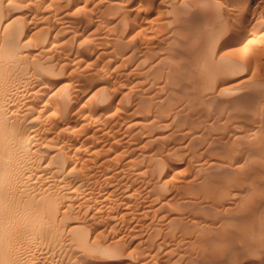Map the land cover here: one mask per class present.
I'll use <instances>...</instances> for the list:
<instances>
[{
    "label": "bare ground",
    "instance_id": "bare-ground-1",
    "mask_svg": "<svg viewBox=\"0 0 264 264\" xmlns=\"http://www.w3.org/2000/svg\"><path fill=\"white\" fill-rule=\"evenodd\" d=\"M35 1H36V3L32 0H0V264H51V263H48V261L44 262V260L46 259V255L48 253H50L51 250L55 251L56 250V249H54L55 247H58L61 249L62 248L61 246L65 242L66 238L68 241V242L66 241V244L69 243L68 245H72L73 242H74V244L76 242V244L78 245L76 247V249H75V246H73L74 244L72 245L74 247V250H77V248L80 250V248H81L82 251H84V253H87L86 254L87 256H88V253L91 255H95V253L97 254V252H99L97 255L102 254V256H101L102 258H100V259H92V258L89 259V257H87V256H85V257L81 256L83 254V252L81 250H80V253H82V254L78 253L79 250L78 251L72 250L73 248L69 249L70 251L72 250L70 252L67 249L68 247L67 248L65 247V249H67L70 253H72L74 251V253L80 254V257L84 258L83 260H81L82 262H84V260H86V261L89 260L88 262L90 264H119V262H121L120 259L127 258V257H121L119 259V257H118V256L123 254V250H126L124 248L125 246L121 245L119 242H118V244L120 246L114 245L113 244L114 242L112 243V241H110L111 242L110 245H108V244L107 245H101V249H99L100 248L99 244H101V243H98V241H89L88 238H90V236H89L90 234L88 235V231H87L88 228L84 229L82 227V224H81V226L79 225L82 222V221H79L80 217L82 218V216H75V215L73 216L71 213L72 210L76 209L74 211H77L76 213H78V215H79V213H81V215H83L84 220H87V222H90V221H92L93 218H95V217L98 218V216H95V215L104 212L103 210H105L107 208H108L107 210H109V208L111 210V206H113V205L109 206V203L114 202V201L116 202L118 200L117 198H121V197H118L120 194H121V196H122V194L124 195V196H122L123 199L128 198V201L131 198V196L133 195L131 193V191L129 190L130 189L129 187H130V185H132V186H134V185L130 184L132 182H128L129 180L126 179L127 182H123L121 180L123 182L122 183L123 185L121 184V186H116L115 189L107 187V189L108 188L110 189L109 193L115 192V190L121 191V193H118L119 195L112 193L113 195L115 194L117 196L116 197L117 200H115V198H114L115 196H113L112 194H111V196H113L114 200L109 197V194H107L108 190L106 191L105 194L103 192L102 196H100L101 193L99 194V196H98V197H100L99 201H98V197H96L97 200L93 198L94 200L97 201V203L95 201H91L92 198H90V197L88 198V196H90V195L92 197V194L90 193L91 191H89V189L91 187L96 186L95 185V180H96L95 179V172L97 173V171H95V165L96 166L100 165L101 167H103V169H105V168L110 169V167H112V166L109 167V165L111 162L113 163L112 160L114 158L117 159V158H121L123 156L122 155L121 157L120 156H118V157L114 156L113 157L111 153H110L111 155L110 154H105V155L101 154L104 150H106V153L110 152L111 147L114 146V143L110 139L109 140L110 142L108 145H106L105 149H103L104 148L103 146L105 144H102L103 145L102 147L95 146V137H96L95 135L96 134H94V133H95V131H98L99 129L98 130L94 129L95 130L94 131L93 130V127H94L93 123L97 119L96 117H100V116H103L105 119L113 120L114 117L115 116L118 117V115L119 116L123 115L126 117L128 116V118L133 117V116H135V114L138 115V111H139L140 115H145V116L149 115L147 113L151 112L153 109L156 112H159V114H160V112H162V110H163V112H165L166 110L163 109L164 108L162 105L163 102H161V101L164 99H168L170 96H172L174 94L177 95L178 92L179 93L182 92L179 89V86H178V88H177V86H175L176 83H175L174 79L175 78L176 79L182 78V77H185V75H186V74H184L183 71H181L184 69L180 70L179 64L177 66L176 63L178 61H175V60H178L179 55L183 53L180 50V48L182 46H184V44H183L180 48L176 49L177 44L179 42V41L178 42L175 41V39L178 38L176 36L178 34L183 35L184 37H185V35L186 36H188V35L189 36H192V35L195 36V34H197V33L203 34V32H204L203 30H205L209 25H207V22H206L207 19H205V21H204L202 19V16H204V15L206 16V14L208 12H212V10L211 9H210L211 11L208 10L207 7H210L211 4L212 5H215V4L218 5L217 3L220 4V2L215 3L217 0L215 2L213 0H168L167 1L168 5H165V6H166V8L168 7L169 9L165 8L166 13L164 12V10H163V12L165 14H168V16H170V18H168V20H164L162 22V23L165 22L164 26L166 25V28H167L166 29L167 33L165 34V37H164L166 40V43H165V41L163 42L164 46H163V44H162V46L161 45L159 46L158 45L159 43H158L157 45L159 47L157 46L158 47L157 52H156V49L154 52L149 51L152 53H156L155 59L154 58L152 59V57H154V55L152 53H150L148 55H143V58L145 56L146 57L149 56L147 58V60H146V58L141 60V58H139V56L141 57L140 53L139 54L137 53L138 48H140V45L139 46L131 45V42L129 41V39H128V41L125 40L124 41L125 43H118L117 46L115 45L117 48L116 47L107 48L108 50L104 49L105 51H102V50L98 51L97 46L100 45L101 48H103L104 43H101V42H103V39H105V37H107V36L110 37V35H107L105 37L100 36L101 38H99V39L102 41H100L98 39L99 36L97 38H95V31H96L95 25L99 26L98 23L95 24L97 22V21H95L96 20L95 14L93 16L92 12H91L92 15L90 13H88L89 9H88V11H85L84 9H86V8H83L84 6L83 7L77 6V7L71 8V6H72L71 4H73V6H75L74 3L80 2L81 0H61V2L64 1L66 3L65 5L67 7L69 5H70V7H68L64 12L60 11L61 14L59 13V15L55 11H54L55 13L52 12V8L53 7H54V9L58 8V10H59L60 8H59L58 4L61 3V2H59L60 0H35ZM84 1L86 2V5L89 4V0H84ZM99 1L100 0L97 1V5L103 4V2H106L107 6L108 5L110 7L111 6H114V7L117 6V8H116L117 12H124L126 10L127 12H125V13H128V14L132 13L133 15H131V16H134L133 18H136V19H138L140 17V14H142V12H145V13H146V11L150 12V10H146V8L148 6H150V4H151L150 0L148 2H146V0H145V2L140 0L138 4H136L132 7L129 6L130 10L125 9V8H123L125 10H122V8L121 9L118 8V5H120L121 0H106L103 2L100 1V3H98ZM129 1H131V0H129ZM141 1L144 3L142 4ZM45 2L48 3V6H47V4H45V7L46 6L49 7L48 9L47 8L45 9V10H47L46 13H48V15L46 16L47 17L46 19L51 20V18H52L53 22L51 23L48 21L49 22L48 23L47 21H45V22H47L46 25H43L44 27L41 26L42 27L41 28L38 26L44 22L39 23L37 25V22H41L43 20H40L41 16L37 17L38 15L36 14V11L39 10L38 6L44 4ZM87 2H88V4H87ZM199 2H201V4H203L202 2H205L204 4H206V2H207V4H206V6L202 7ZM240 2H242V3H240ZM240 2H239L240 3L239 6H242L241 4H243V6L238 8L239 7V6H237L238 4L237 5L235 4L237 6V9H235V10H232L233 7L230 6V7H232L231 10L230 11L227 10L228 12L227 11L225 12V13H227L226 15H228V19L226 18V20L220 25V28L216 27L218 29L217 33H215V30L213 31L215 34H217V37H218V38H216V40H218V43H217L218 45H217L216 50H218L219 53L217 52L215 54L216 55L215 57L218 60L217 62L221 63L224 66L221 65L222 67L221 66L218 67L219 63L215 65V60L210 61V59H213V58H211V56H210L212 54L209 55L208 52H207L208 55L207 54L206 55L199 54V57L197 56L198 57L197 62L199 63L198 67L199 66L201 67L200 64H202V66L204 68L207 67L204 70L211 71L209 73L210 74L213 73L212 76H218L217 79L220 77L219 74L216 75L217 73H222L221 75H224L225 73L227 74L229 72H230L229 75L231 73L234 74L235 73L234 71H236L238 68L237 69L235 68L236 70H234L233 68L235 66L233 68L231 66L234 64L237 65V62L240 61V60L237 61L236 59L241 58V56H246V55L248 56L249 54H251L250 52H249V54H246L248 51V50L245 51L246 47L244 48L245 50H243V54H240L242 51L241 49H243V47L241 49H239L242 45L241 44L242 40H244L243 42H246L248 44L250 42L253 44L252 40H249V42H247L249 39V37L247 38V36H254V35H250L252 33H254V34L261 33V35L258 38H260V40L262 39V41L264 39V0H246V2L245 1H240ZM233 3H235V2H233ZM144 4H146L144 6L145 11L141 10V9H143L141 7H143ZM209 4H210V6H207ZM229 4H231V3H229ZM122 5H126V4H121V6ZM62 7H65V6H62ZM62 7H61V9H62ZM122 7H124V6H122ZM158 7H159V4H158ZM183 7H184V10L182 11V13L186 10L189 13H191V15L193 17H198V19L201 17V19H199V21H197L198 20L197 19V20H194V22H192L193 24L191 23V24L187 25V27H189L190 29H188L187 27H186L187 29L185 28V24H187V23H185L184 22L185 20L183 21L180 17L181 16L180 15L181 9ZM190 7H193L192 12H191ZM222 7H224V6H222ZM91 8H93V7H91ZM97 8H98V6H97ZM218 8L220 9V7H218ZM93 9L95 10V8H93ZM93 9H91V11H93ZM158 9L159 8H157V10ZM48 10H50V11L48 12ZM83 10H84V12H83ZM93 12H95V11H93ZM111 12H115V11H111ZM217 12H215V14ZM99 13H101V11ZM105 13H109V10L106 11ZM160 13H161V11H160ZM54 14L56 16L58 15V17L54 16ZM109 14L112 16L114 15L113 13L112 14L109 13ZM156 14H159V13L157 12ZM120 15H123V17H120V18H122L123 22H126L127 17H129V16L128 15L124 16V13H122ZM143 15H144V13H143ZM162 15H164V14L161 13L160 16L162 17ZM188 15H190V14H188ZM145 16H147V15H145ZM100 17L101 16H99V18ZM182 17H185V16H182ZM209 17H211V16H209ZM224 17H226V16L224 15ZM36 18H38V19L36 20ZM99 18H97V20ZM105 18H106V16H105ZM120 18L118 19L119 22H117V23H119V26H120V21H122V20H120ZM149 18H150V16H149ZM158 18H160V17L155 15L154 18H152L153 20H149L148 18L147 19L150 22H153V21H155L154 19L157 20ZM189 18L190 17H188V19ZM204 18H206V17H204ZM193 19H195V18H192V20ZM38 20H40V21H38ZM101 20H103V19H101ZM104 20H106V19H104ZM189 20L192 21L191 19H189ZM99 21H100V19L98 20V22ZM129 21H130V19H129ZM149 21H146V22H149ZM130 22H133V21H130ZM157 22H159V21H156V24H157ZM208 23H209V21H208ZM99 24H101V23L99 22ZM151 25H152V23H151ZM153 25H154V23H153ZM157 25H161V22H160V24H157ZM123 26H125V25H123ZM126 26H127V24H126ZM111 27L112 26H110V28L108 27V29L111 30ZM114 27H115V25H114ZM129 27H131V26H129ZM160 27L164 28L163 26H160ZM39 28H41V29H39ZM71 28H74V31H72ZM118 28H119V31L121 32L120 29L122 27L121 28L118 27ZM98 29L100 30L101 28L99 27ZM152 29H153L152 32L156 31L157 27L155 29L154 28H152ZM69 30L72 31V32H70L71 34L68 33ZM161 30L159 33L160 35L158 34L159 37L162 36L161 35L162 33H164V32H161ZM206 30H208V28ZM105 31H107V30L105 29L104 32ZM112 31H114V30L112 29ZM122 31H124V30H122ZM141 31H143V30H141ZM65 32H66V34H65ZM98 32L99 31H97V33ZM116 32H118V31H116ZM120 32H118L119 35H121ZM136 32H138V31H136ZM209 32H212V31L210 30ZM100 33H103V32H100ZM142 33L146 34L147 32L146 33L142 32ZM153 33H155V32H153ZM189 33H191V34H189ZM214 33H212L213 36H214ZM63 34H64V36H63ZM144 34L140 33V35H144ZM138 35H139V33H138ZM155 35H157V34H155ZM211 35H209V36H211ZM96 36H97V34H96ZM132 36L135 37L137 35H132ZM201 37H203V36H201ZM150 38L154 39L153 36H150ZM164 38H162V39H164ZM181 38H182V36H181ZM245 38L247 39V41H245ZM121 39H122V36H121ZM162 39H160V40H162ZM63 40H64V42H63ZM95 40H99L100 43L96 44ZM109 40H111V38H109ZM115 40H118V39H115ZM145 40L148 41L150 39L145 38ZM203 40H205L204 37H203ZM136 41H138V39ZM139 41H141V40H139ZM151 41H150V43L152 44ZM206 41H208V40H205V42ZM211 41H214V40H210V42ZM255 41H258V40H255ZM104 42H106V41H104ZM116 42H118V41H116ZM128 42H130V43H128ZM175 42L177 44L174 47ZM183 42H185L186 46H188V47L192 45V47H195V49L197 48V44H192L193 42L191 43V41L188 39V37H187V39H184ZM63 43H65V44H63ZM262 43L264 44V41ZM101 44H103V45H101ZM111 44H117V43L114 42ZM60 45H62V46H60ZM63 45H65L66 48H61V47H63ZM258 45L257 44L254 45L253 48L258 49L257 48ZM147 46H149V45H147ZM147 46L145 45L146 48H147ZM142 47H144V46H142ZM142 47H141V49H143ZM150 47L151 46H149V48H147V50L153 49ZM152 47H153V45H152ZM258 47H260V46H258ZM199 48H201V47H199ZM214 48H215V46H214ZM250 48H252V47H249V50H250ZM238 50H240L239 51L240 53H238ZM258 50L260 51V49H258ZM258 50H257V52H258ZM196 51H197V49H196ZM202 51L200 53H202ZM210 51H212V50H210ZM263 51L264 50H262V52L261 51L260 52L263 53ZM63 52H65V53H63ZM143 52L147 54L148 51L147 52L143 51ZM191 52H193V51L191 50ZM203 53H204V51H203ZM230 53L233 54V56L231 54L230 57L236 58V59L232 60L229 57ZM61 54H64V55H61ZM137 54L139 56H137ZM234 54L235 55L240 54L241 56L238 55L239 57H237V56L234 57L235 56ZM253 54H254V52H253ZM257 54H259V53H257ZM257 54H256V57H257ZM61 56H64V58H61ZM206 56L208 58L210 57V59L207 60L208 58ZM251 56L253 57L254 55H250L248 57H242V58H247L246 60H248V58H251ZM262 58H263V56H262ZM181 59L183 60V58H181ZM206 60L208 62H214L215 69H212V68H214V67H212V65H211L212 68L210 67V64H212V63L204 62ZM241 61H245V60H241ZM248 61H250V60H248ZM190 62H188V63H190ZM200 62H202V63H200ZM222 62H224V63H222ZM255 62H258V60H256ZM192 63H194V62H192ZM203 63H204V65H203ZM205 63H207V64H205ZM227 63H229V64H227ZM246 63L248 65L250 64L248 62H245V64ZM240 64H242V63H240ZM245 64H242V65L244 66ZM252 64H253V66L258 65L256 63H255L256 65L254 63H252ZM261 64H263V62ZM128 65H129V67H128ZM245 66L249 67L247 65H245ZM111 67H114V70L118 69V67H124L123 69L128 68V70H123L124 72L121 75L122 76L121 82L124 81V82L128 83L129 81L131 82L134 80V83L136 82L137 84L135 83L133 85H137V86L139 84L140 85L141 84L146 85L145 82H147V79H146L147 76L149 78V75L151 76L152 73H154L152 75H155V73H156L155 76L157 78L158 77L157 72L164 70L167 72L166 78L170 77L171 83H169V81H168V84H167V82L164 81L165 85L163 84V87L162 86L161 87L164 88V86H166L167 90H165L164 92H166L165 94L168 95V93H169L170 95L168 96V98H166L164 95L165 98L164 99L162 98V100H161L160 95L157 93L158 91H154L153 93L156 92L158 94V97H157L158 102L153 101V100H156V98H154V97L157 94L155 96L151 95L148 98L145 96L147 98V102H146L145 100H143V98H145L143 95H142V97H143L142 98L141 96L138 97L134 93L137 96V98L134 99L136 101V103H135L136 105H134V107H132L134 109H132L131 112L128 111L129 112L128 113L125 111V109H123L125 107L123 104L124 102H122V101L125 100V95H121V97H118L116 95L117 90L114 91L113 88H111V87L110 88L114 91V93L107 92V89L104 86H103V88H97V89L94 86V83H96L99 80V78L102 76V72L105 70L106 71L109 70ZM208 67H210V68H208ZM260 68L263 69L262 66ZM208 69H211V70H208ZM253 69H255V68H253ZM187 70L188 69H185V71H187ZM218 70L221 72H219ZM239 70H237V71H239ZM255 70H258V69H255ZM207 71H203V72L205 73ZM224 71H228V72H224ZM110 72H112V71H110ZM115 72H116V70H115ZM118 72H119V70H118ZM215 72H217V73L214 74ZM209 73L207 75L210 76ZM240 73H243V72L238 73V75L241 76ZM108 74H110V73H108ZM103 75H105V74L103 73ZM116 75L118 76L120 74H116ZM196 75H198V74H196ZM159 76H162V75H159ZM205 76H206V74H205ZM225 76H227V75H225ZM151 77H153V76H151ZM192 77H193L192 79H194V75ZM235 78H236L235 76L226 78V83H228L226 86H224V84H226V83L219 81V83L221 82V84L218 83L219 84L218 88L216 90H214V91H216V93L210 94V96L208 95L209 97L207 99L209 100L211 98V100H212L214 98V96L218 97V95H226V94H228V96L231 97V96H233L232 94H235L237 92L242 91L243 89L238 91L239 87L242 88L241 86H239L240 81H238L236 83L232 82L230 84V81L234 80ZM262 78H264V77L262 76ZM108 79H110V78H108ZM141 79H143V80L141 81ZM217 79H215V80H217ZM219 79L222 80V78H219ZM247 79H251V78H247ZM247 79H245V80H247ZM144 80H146V81L144 82ZM167 80H169V79H167ZM245 80H241L240 85L243 83L242 81H245ZM179 81H181V80H179ZM191 81L192 80H190V82ZM254 81L256 82V80H254ZM107 82H109V81H107ZM116 82L117 81H115V83ZM183 82L185 83L187 81H183ZM248 82H250V81L248 80ZM110 83H112V82H110ZM202 83H206V82L202 81ZM253 83L254 82L250 83V85L252 86ZM207 84H211V83L207 82ZM255 84L259 85V83H257V82L254 83V86H255ZM118 85H119V83H118ZM177 85H180V84H177ZM114 86H116V85H114ZM119 86H121V85H119ZM206 86L210 87V85H206ZM213 86L214 85H212V87ZM243 87H244V89L247 88V87L245 88V86H243ZM128 88L129 87H127V89ZM146 88H149V87H146ZM146 88L144 90H146ZM130 89H132V88H130ZM144 90H143V92H145ZM162 90H164V89H162ZM189 90H191V89H189ZM193 90H195V89H193ZM198 90H200V89H198ZM205 90H206V88H205ZM205 90H203V92ZM95 91H97V92L95 93ZM212 91H213V89L210 92H212ZM143 92L140 91V93H143ZM164 92H161V93L163 94ZM191 92L193 93V91H191ZM243 92H245V91H243ZM136 93H137V91H136ZM260 93L261 92H259L258 94H260ZM122 94H126V93L122 92ZM129 94H127V95L130 96ZM180 94H182V93H180ZM247 94H249V93H247ZM192 95L193 94H191V96ZM204 95H205V93H204ZM235 95H237V94H235ZM252 95H254V94H252ZM95 96L97 98H95ZM186 96H190V95L187 94ZM228 96L226 95V97H228ZM237 96L240 97L239 95H237ZM161 97H163V96H161ZM248 97H250V96H248ZM131 98H133V97H131ZM158 98L161 101H159ZM172 98H173V96H172ZM189 98L194 99L193 97H189ZM221 98H223V97H221ZM228 98H226L225 100H227ZM260 98H262L261 95H260ZM198 99H200V98H198ZM230 99H232V98H230ZM230 99H228L227 101H230ZM245 99L242 101V103L246 104V102H244V101H246ZM253 99L255 101V99H257L256 96H253ZM253 99H251V100H253ZM208 100H207V102H208ZM248 100L250 101V98H248ZM125 101H128V100H125ZM173 101H175V100H173ZM227 101H225L226 102L225 104L233 103L231 101L230 102H227ZM232 101H233V99H232ZM237 101H239V100H237ZM192 102H195V101H192ZM214 102H216V101H214ZM258 102H259L258 104H261L260 101H258ZM125 103H127V102H125ZM185 103H187V100ZM172 104H173V102H172ZM172 104H170V105H172ZM200 104H202V103H200ZM206 104L207 105H205V107L207 106V108H209L208 103H206ZM216 104H218V103H216ZM233 104H235L236 106L239 105V104L237 105V103H233ZM125 105L127 106V104H125ZM191 105H194V104H191ZM235 105H232V106L235 107ZM186 106H188V105H186ZM186 106H183V107H186ZM251 106H254V105L252 104ZM255 106H257V105H255ZM227 107H230V106L227 105ZM212 108H214V107H212ZM200 109H201V107H200ZM210 109H211V107H210ZM216 109H218V108L216 107ZM261 109L263 110V108H261ZM177 110L178 109H176V112H177ZM187 110H189V108H187ZM241 110H243V109H241ZM145 111L147 113H145ZM181 111H183V110H181ZM209 111L210 110H208L207 113ZM172 112H174V111H169V113L165 112L166 114H169V116L172 115V117H170V118H172L171 121H173L176 118L175 117L176 112L175 113H172ZM142 113H144V114H142ZM151 113H153V112H151ZM214 113H216V112H214ZM251 113L253 114V112H251ZM251 113H249V114H251ZM159 114L157 113V115H159ZM231 114H233V113H231ZM154 115H156V114H154ZM160 115H162V114H160ZM177 115H179V114H177ZM183 115H187V114H183ZM262 115H264V113L260 114V116H262ZM121 116L119 119H121ZM166 116L169 117L168 115H166ZM178 117H180V116H178ZM187 117L190 119L189 116H187ZM124 118L122 120H124ZM140 118L135 117L134 120H132V122H131L132 124H128L127 128L128 127L129 128L134 127V131L136 133L139 132V134H141V131L143 132V130H145V128L147 129V131L149 129H151V131H152L153 128H155V126L159 127L158 126L159 124L154 123V121H155L154 118H152V120L148 119L147 121L139 120ZM162 118L167 119L164 117H162ZM229 118H231V117H229ZM261 118H264V117H261ZM115 119L117 120L118 118L115 117ZM141 119H144V118H141ZM195 119H196V117H195ZM227 119H225V120H227ZM109 120H106V121H109ZM215 121H216V118H215ZM263 121H264V119H263ZM96 122H98V121H96ZM173 122H171V123H173ZM200 122H202V121H200ZM213 122L211 123L212 125H214ZM260 122H261V120L258 121L257 116L253 114L252 117H249L247 120H245V122H243V123H246L245 125H242V123L240 122L241 126H244V127H238V128L239 129L243 128L242 130H240V131H238L239 129L238 130L235 129V130L238 131V134L240 133V135H244L246 137L248 136V137H250L249 140L253 141L255 131H256L257 127H259L260 124H258V123H260ZM99 124L100 123H97V125H99ZM119 124H121V122ZM111 125H110V127H111ZM169 125L170 124H168L167 126L170 129ZM192 125H194V124H192ZM207 125H209V124H207ZM160 126H163V125H160ZM174 126H176V125H174ZM196 126H198V124ZM235 126H238L237 123ZM260 126L262 127V125H260ZM163 127H165V126H163ZM180 127H182V126H180ZM203 127H204V125H203ZM205 127H207V126H205ZM102 128L103 127H101V129ZM111 128H113V127H111ZM165 128H167V127H165ZM191 128H193V127H191ZM178 129H180V128L178 127ZM203 129H205V128H203ZM123 130H125V129H123ZM208 130H210V129H208ZM174 131H177V128ZM191 131L193 132L194 129ZM122 132H120V133L123 134ZM188 132L189 131H187L186 133H188ZM104 133L107 134L106 131H104L100 135H102V137L103 136L105 137L106 135H104ZM184 133H182L183 136H186V134H184ZM256 133H257V131H256ZM262 133H264V131ZM133 134H134V132H133ZM196 134H198V133H196ZM166 135L168 137V134H166ZM256 135L259 136V134H256ZM109 136H107V137H109ZM124 136L125 135H122V137H124ZM199 136L198 137L196 136V138H199ZM122 137H121V140H122ZM144 137H145V135H144ZM151 137H153V136H151ZM192 137H194V136L192 135ZM234 137H237V136H234ZM140 138L141 137L137 138V140H139ZM163 138H164V136H163ZM163 138H160L158 136V137H155V139L152 138L153 141H150L147 139L148 142L150 141L149 143L151 144V147L149 149L147 148L148 150L145 153H143L142 155L139 153L142 157L140 156L141 159H138V160H141V161L140 162L137 161V162L141 163L143 161L144 165H145V162L146 163L148 162V164L145 165L146 167L143 166L144 168L138 169L136 175L143 177V175L147 171L149 172L151 170V169L149 170L147 166L152 165V167H153V165H154L157 167V169L158 168L161 169L160 174L158 173L159 176H161V174H162L165 179L167 177H170V176H175V173H177V164L179 163L178 162L176 164L175 159H177L178 157H176L173 160L169 156L166 157V156H163L160 154H159L160 156H158L159 149L161 147H163V144L161 143L162 145L158 146V144H156L155 142L158 143V141L160 139H163ZM204 139H205V137H204ZM204 139H203V141H204ZM116 140L117 139H114V141H116ZM121 140H117V141L120 142ZM192 140H194V139H192ZM246 140H248V139H246ZM172 141H176V140H172ZM191 141H189V142H191ZM252 141H250V142H252ZM254 141H256V140H254ZM260 141H262V138ZM119 142H116V143H119ZM134 142L137 143V141H134ZM145 142H146V140H145ZM164 142L167 143L165 140H164ZM263 142L264 141H262L261 143H263ZM116 143H115V145H118ZM149 143H147V145ZM247 143H249V142H247ZM143 144H145V143H143ZM154 144H156V145H154ZM215 144H217V143H215ZM129 145L131 146L132 144H129ZM193 145L197 146L196 144H193ZM217 145H219V144H217ZM226 145H227V143H226ZM143 146H145V145H143ZM199 146L200 147H198V148H201V145H199ZM228 146H230V145H228ZM259 146H260L259 147V153H260L259 158H260V160H258L256 158L259 162V164H257V163L256 164L261 166L260 169H261V171H263V168H264V144H261ZM136 147L139 148V146H136ZM187 147H189V146H187ZM192 148L195 149L194 147H192ZM226 148H228V147H226ZM189 149L190 148H188V150ZM196 149L194 151H196ZM238 149H237V151H238ZM185 150H187V149H185ZM230 150H232V149H230ZM248 150L250 151L249 147H248ZM170 151L172 152V150H169V151H167V153ZM173 151L175 152V149H173ZM227 151H229V150H227ZM191 152H193V151H191ZM129 153H131V152L129 151ZM177 153H179V152H177ZM180 153H181V151H180ZM197 153H199V152H197ZM201 153H203V152H201ZM246 153L248 154V152H246ZM100 154L103 156L99 157ZM153 154H154V156H153ZM155 154L157 156L156 158H155ZM184 155H186V154H184ZM208 155H210V154L208 153ZM198 156H200V155H198ZM232 156H235V155H232ZM124 157H126V155ZM205 157H209V156H205ZM236 157H238V156H236ZM189 158H191V157L189 156ZM199 158H201V157H199ZM211 158H209L210 160L208 163L206 161L205 163L201 164L200 167H197V168H200L201 173H202V171L206 172V171L211 170V169L213 170L214 167H218V165L226 166V164L228 165L229 162L232 161L230 158L225 159V158H220V157H216V156L211 157ZM251 158L254 159L253 157H251ZM239 159L240 158L236 159L235 164L239 163ZM252 159H251V161H253ZM190 160H192V159H190ZM190 160H188V161H190ZM95 161L97 162V164L99 163V165L95 164ZM114 161H116V160H114ZM119 161H121V159ZM152 161H156V163L151 164L150 162H152ZM192 161H194V159ZM128 162H127L128 164L131 163L130 160ZM135 162L136 161H134L132 163L136 164L137 162L136 163ZM186 164L188 165V162ZM243 164L246 165V163H243ZM252 164H253V162H252ZM140 165H138V166H140ZM133 166H135V165H133ZM135 167H137V166H135ZM189 167H191V166H189ZM236 167H235V169H238L241 166H236ZM227 168H229V167H227ZM258 168L259 167L256 168V171ZM108 169L106 170L107 174H108V171L110 172V170H108ZM113 169H112V171H113ZM241 169H243V168H241ZM105 170H103L102 172H104ZM118 170H120V168ZM121 170H124V169H121ZM152 170H151V173L153 172ZM128 171H130V170L128 169ZM186 171H189V170H186ZM261 171L260 172L257 171L259 173V176L264 175V173L260 174V173H262ZM113 172H115V171H113ZM116 172L118 173L120 171H116ZM205 172H204V174L206 175ZM218 172H219V170H218ZM223 172H225V170ZM198 173H200V172H198ZM225 173H223V174H225ZM229 173H231V172H229ZM107 174H104V175H107ZM109 174H112V173L110 172ZM109 174H108V176H109ZM217 174H219V173H217ZM220 174H219V176H220ZM251 174L252 173H250V175L248 173H245L242 176H240V179L245 180L246 182H247V180L251 179V181L254 182L251 178L252 177ZM115 175H113V176H115ZM130 175H132V174H130ZM148 175H151V177H150V180H151V178H153L152 177L153 175L147 173V176ZM180 175L182 177V174H180ZM199 175L202 176L203 174H199ZM254 175H257V173ZM138 176H136L135 178H137ZM144 176H146V175H144ZM159 176H158V178H160ZM176 176H178V174H176ZM192 176H196V175L193 174ZM206 176H205V179L206 178H210V179L213 178L214 179V176L213 177H210V176L206 177ZM221 176H223V175H221ZM249 176H251V177H249ZM109 177H111V176H109ZM148 177L147 178L144 177V178H146V180H148ZM235 177H239V175H237ZM112 178H114V177H112ZM121 178H123V176ZM177 178H180V177H177ZM223 178L221 177L219 179V177H218L217 179H219V181L222 182V181H224ZM155 179H154L155 183H153V185L151 186V188L148 190V193H147V195L149 194L150 197H152L156 201V205H155V202H153L154 201L153 199H150V198L148 199V201L151 200L154 203L153 206H156L153 209L154 210V216H153V218L148 217L150 215L148 212L150 209H148V211L143 210V212L146 213V215H147L146 217H148V220H149V218L155 220V217L157 216V214H159L158 218L161 216L160 222L163 219H164V221L167 220L165 223L167 225V227H172L174 225L173 222L180 223L179 224L180 226L177 227L176 225H178V224H176L175 225L176 228H170V229H167L166 226L163 227V228H166L167 231L161 233V238H162L163 242L161 241V239H159V241L162 242V244H163L162 246L165 247V249L163 247H161L164 249L163 250L164 252H162L163 254L159 257H158L159 253L156 251L157 250V248H156L157 244H155L154 241H150V242L145 241L148 244L147 245L148 248H145L146 253H143L145 255H143V256L141 255L139 257L137 256V258L134 259V260H136L138 258H142L140 260L139 259L137 260V262L141 261V263H139V264H222V263H224V264H264V235H263L264 234V217L262 216V214L260 216L259 215L257 216V215H254L255 213H252V212H249L250 215L246 217L247 214L244 213V211L242 213V214H245L244 218H241V217L238 218L235 215L236 210L234 209V206L236 205L235 208L238 207L237 204H240L239 203L240 199L242 202L241 195H243L242 194L243 188L240 187L241 185L235 186V184L232 185L233 182L232 183L226 182L228 184L227 185L226 183L222 182L224 187H225V184L228 186V188H227V186L224 188V189L227 188L226 193H225V190L222 191V188H223L222 183L219 184L217 182L219 185L217 183H214V184H217L219 187L220 186L222 187V188H217V190L221 189V191L223 192V194L221 193V195H224L221 198L227 197L226 199H224V201L225 200H227V201H225V202L223 201V204H222V201L219 202L218 200H216V198L218 197L217 196L218 193H220L221 191L218 192L217 194L211 193V196L213 194H215L216 197H210V199H214V200H216V202L218 201L217 204H215L216 203L215 201H213V202H215L214 205H216V206L219 204L217 206L219 208L221 207V204H222L223 210L221 209L220 211H218V208H216L212 203H210V204L206 205L207 207L204 206L203 208L206 207V208H209L210 210L214 209L215 212L218 211L217 214L215 213L216 214L215 216H210L211 214H209V215L206 214L207 216H204L205 214H200V216H197L195 214H191L188 211V213H190L193 216L190 218L187 217L186 218L187 221H186L182 217L177 216L179 213H181V215H183L182 212H180V211L183 210L184 208H181V207H178L179 209H181L180 211L179 210L175 211L176 207L173 206V209H175L174 212H178L177 215H175L176 213L171 214L169 216L167 215V214H169L168 212H170V211H172L171 213H174L172 210V207H171L172 203L169 202L171 199H173L174 194H171V195L169 194V196L167 198L166 197L164 198L162 196L164 194L158 195V193L155 192L156 190H153V186L155 184H157V182H158L157 177H155ZM172 179L173 178L170 177V180H172ZM217 179H216V181H217ZM230 179H232V177H230ZM259 179H262V178L260 177ZM142 180H143V178H142ZM166 180L168 181V183L166 182L164 184L165 181H163L162 182L163 185L169 184L171 182L169 179H166ZM214 180H213V182H216ZM106 181H108V180L106 179ZM138 181H140V180L138 179ZM179 181H180V179H179ZM190 181L191 180L189 179V182ZM192 181H193V179H192ZM133 182H134V179H133ZM146 182L144 181L143 183L146 184ZM209 182H210L209 184L213 183L211 181H209ZM246 182H243V183H246ZM107 183H109V182H107ZM143 183H142V185H143ZM234 183H236V182L234 181ZM158 184H159V186L162 185L161 183H158ZM173 185L174 184H172L171 186H173ZM208 185H206V186L208 187ZM246 185H248V184H246ZM249 185H251V186H248V187H252V184H249ZM254 185H257V184H254ZM109 186H111V184ZM113 186H115V184ZM171 186H168L170 191H171V189H173V187H176V186H173L170 189ZM187 186H189V188H190L191 185H187ZM146 187H149V184H148V186L146 185ZM161 187H163V186H161ZM201 188H203V187H201ZM201 188H199V189H201ZM214 188L215 187H213L212 191H215ZM154 189H155V187H154ZM163 189H166V187ZM180 189H182V188L180 187ZM190 189H192V188H190ZM92 190H95V189H92ZM245 190H247V189H245ZM256 190H257V192H259L261 190L260 191L261 194H259L260 192L257 193V194H259V196L260 195L262 196V194H264V192H263L264 186H263V188H262V186L261 187L258 186ZM98 191H100V190H98ZM161 191H164V190H161ZM166 191H168V190H166ZM190 191H192V190H190ZM194 192H196V191H194ZM202 192H204V191H202ZM209 192H211V191H207V193H209ZM168 193H170V192H168ZM194 194L196 195V193H194ZM248 194L251 196L250 193H248ZM248 194L247 195L245 194V195L248 196ZM93 195H95V194H93ZM165 195H168V194L165 193ZM183 196H187V195L183 194ZM259 196L256 194L255 195L252 194L251 198H252V200L253 199L257 200V198ZM108 197L110 198V200H113V201L108 200L109 199ZM136 197L138 198L139 196L136 195ZM145 197H147V196L145 195ZM194 197H196L197 200L195 198H191V199H194L193 204L201 205V203H203V200H202V202L200 201V199L203 198L202 195H201L202 198H200V199L197 198V195ZM207 197H209V196H207ZM137 198H135V199H137ZM162 198H164V199H162ZM204 198H206V197H204ZM251 198L249 199L250 201H251ZM160 199H162V200H160ZM175 199H177V198H175ZM175 199H173V200H175ZM139 200H141V199H139ZM144 200H142V201H144ZM108 201H109V203H108ZM210 201H212V200H210ZM122 202L123 201H121L120 203H122ZM172 202H174V201H172ZM120 203H116V204L118 205ZM126 203H127V201L125 202V204ZM251 203L254 204L253 202H251ZM262 203H264V199H263ZM125 204H124L125 208L121 209V210H123V212L120 211L122 214L120 213L119 215H122L120 217L124 216V218H126V220H124L122 218L121 219H122V221L127 222L128 221L127 216H129L128 214H130V212H132L133 210L129 212V209H130L129 206L131 204L129 203L130 205L128 207L125 206ZM168 204H171V205H168ZM176 204L173 203V205H176ZM178 205H180V203ZM181 205H183V204H181ZM240 205H243V204H240ZM240 205H239V207H241ZM249 205H251V204H249ZM255 205L257 206L258 204H255ZM119 206H121V205H119ZM119 206H118V208H119ZM138 206H135V208L136 207L138 208ZM147 206H148V204H147ZM150 206H152V205H150ZM166 206L167 207L170 206L171 210H169L168 208H167V210H169V211H167L166 209L163 210V207L166 208ZM245 206H247V204H245ZM115 207H117V206H115ZM122 207H123V205H122ZM132 207H134V205ZM152 207H150V208H152ZM189 208H187V206H186V209H189ZM262 208H263V206L260 209H262ZM186 209H184V211ZM110 210L108 212H110ZM112 210L115 211V208ZM242 210H243V208H242ZM118 212H119V210H118ZM196 212H199V211H196ZM261 212L263 213V211L260 210L259 214ZM105 213H106V211H105ZM139 213H142V212L140 211ZM116 214H118V213H116ZM116 214L112 212V213L105 215L106 216L105 218H107V220H108L106 222H109L107 224L108 225L110 224V226H112V229H114L116 227V224L119 223V221H118L119 219H117V217L119 215L116 216ZM151 214H152V212H151ZM137 215H139V214H137ZM187 216H189V214ZM183 217H185V216H183ZM102 218H104V217H102ZM143 218H145V217L142 216L141 219H143ZM89 219H90V221H88ZM131 219H132V217H131ZM93 220L95 221V219H93ZM154 220L149 221L150 223L148 222V225L149 224L152 225L151 223ZM157 220H156V222H159V220L158 221ZM134 221H136V220H134ZM141 221H143V220H141ZM83 222H85V221H83ZM102 222H100V223H102ZM61 223H64V225L62 224L64 227L61 226ZM97 223H99V222H97ZM57 224H59L60 227H58ZM87 225H89V224H87ZM118 225L121 226L120 223ZM155 225L156 224H154L153 226H155ZM156 226H159V225H156ZM61 227H62V229H61ZM116 229H117V227H116ZM125 229H126V227H125ZM146 229H147V227H146ZM146 229H145V231H146ZM154 229H156V228L154 227L153 230ZM157 229H158V227H157ZM91 230H89V232ZM119 230L120 229L118 227V230H116V232ZM112 231L113 230H111V232ZM154 231H156V233L161 232L160 230H154ZM116 232H113V235L116 234ZM103 234L104 233L102 231V235ZM129 234H130V232H129ZM153 235H155L154 232H153ZM100 236L101 235H99L98 237H100ZM104 237L105 236H102L100 238H104ZM132 237H130L131 240L133 239ZM135 237H134V239H135ZM92 239H94V238H92ZM119 239H121V238L119 237ZM119 239H116V240H119ZM148 239L153 240L155 238H151V239L148 238ZM167 239H169V240L166 241ZM174 239H176L178 241L180 240L179 242L181 243L180 247L182 250L181 251L179 250L180 253L175 254L176 257L173 261L171 257L174 255H173V252L170 251L171 250L170 249L171 244H168L167 242H171ZM113 240H115V235H114ZM99 241L101 242L103 240L100 239ZM104 241H103V243H104ZM128 241H130V240H128ZM232 241H235L237 243L240 241L239 242L240 244L238 243L239 244L238 245L237 243L234 242V244H236V245H234L233 243H231ZM139 242H144V241L141 240V238H140ZM112 244L114 246H117L118 249L116 247H114ZM115 244H117V243L115 242ZM128 244H129V242H128ZM176 244L178 246V242ZM135 245H134V249L137 247V245H136V247H135ZM138 245H140V244L138 243ZM102 246H103V248H102ZM130 246H131V243H130ZM130 246H128V247L126 246V248H129ZM96 247L97 248L99 247V248L97 249ZM104 247H106L105 250H104ZM119 247L122 249H120ZM157 247L160 248V245H158ZM69 248H71V247H69ZM176 248H178V247H176ZM132 249H133V247H132ZM132 249H131V252L129 250L127 252L130 254L134 253V252H132V251H134ZM141 249H143V248H141ZM175 249H172V250H174V252H175L179 248L177 250H175ZM102 250H104V251H102ZM106 250L108 251V253L106 255H103V254H105V252H107ZM135 250H137V249H135ZM65 251L66 250H64L63 252H65ZM143 251L144 250H141V252L140 251L139 252L142 253ZM59 252H60V250H59ZM63 252L61 254H63ZM55 254H57L58 257H61L58 252L56 253V251H55ZM67 254H64L63 257L67 256ZM130 254H125L123 256L129 255V256H131L130 258H132L133 255H130ZM134 254H135L134 255V257H135L136 253H134ZM70 255L76 256L74 254H70ZM83 255H85V254H83ZM53 256H54V254H53ZM76 257H77L76 259H78V260L81 259L79 256H76ZM67 258H69V255L67 256ZM67 258L65 260H68ZM87 258H88V260H87ZM51 260H52V258H51ZM59 260H62V259H59ZM75 260H70V261L75 262ZM76 262H78V261L76 260ZM69 263H71V262H69ZM133 263H134V261H133ZM67 264H68V262H67ZM135 264H136V262H135Z\"/></svg>",
    "mask_w": 264,
    "mask_h": 264
},
{
    "label": "rangeland",
    "instance_id": "rangeland-1",
    "mask_svg": "<svg viewBox=\"0 0 264 264\" xmlns=\"http://www.w3.org/2000/svg\"><path fill=\"white\" fill-rule=\"evenodd\" d=\"M32 1H34L35 3H36V1L35 0H32ZM97 1L98 0H89V4H88V2H87V4L88 5H86V2L84 1V0H81L80 2H75L74 4H75V6H73V4H71L72 6H71V8L72 7H83V8H86V9H84L85 11H88V9H89V11H88V13H90L91 14V12H92V14H93V16H94V14H95V21H97L95 24H97L98 23V25L99 26H96L95 25V29H96V31H95V38H97L98 36V39L99 38H101V37H105V36H107V35H110V37L109 36H107V37H105V39H103V42H101V43H104V47L103 48H101V46L99 45V46H97V50L99 51V50H102V51H105L104 49H107V48H114V47H116L117 45H118V43H125L124 41L126 40V41H128V39H129V41L131 42V45H137V46H139L140 45V48H138V54L140 53V55H141V57L137 54V56H139V58H141V60L142 59H145L146 58V60H147V58L149 57H144L143 58V55H148V54H150V53H152V52H154L155 51V49H156V52H157V49H158V47L161 45L162 46V44H163V46H164V41H165V43H166V40H165V34L167 33V28H166V25L164 26V24H165V22L164 23H162L164 20H168V18H170V16H168V14H165L166 13V9H169L168 7L166 8V6L165 5H168V0H150V2H151V4H150V6H148L147 8H146V10H150V12H148V11H146V13L145 12H142V14H140V17L138 18V19H136V18H133L134 16H131V15H133L132 13H125V12H127L125 9H128V10H130L129 8L130 7H132V6H134V5H136V4H138L139 3V1L140 0H131V1H129V0H121L120 1V5H118V8H122V10H125L124 12H117V10H116V8H117V6L116 7H114V6H107V4H106V2H103V1H106V0H100L101 2H103V4H98L97 5ZM100 1L98 2V3H100ZM126 1V2H125ZM142 1H144L145 2V0H142ZM141 1V3L143 4L144 2H142ZM149 0H146V2H148ZM214 2L216 1V0H213ZM227 1V2H226ZM230 1V2H229ZM240 1H245L246 2V0H217L215 3H217V2H220V4L219 3H217L218 5H216L215 3V5H212L211 4V6H210V4L209 5H207V6H210V7H207V9L208 10H212V12H208L207 14H206V16L204 15V16H202V19L205 21V19H207L206 20V22H207V25H209L207 28H208V30H206L205 28V30H203L204 32H203V34L202 33H197V34H195V36L194 35H192V36H186L185 35V37L183 36V35H177L176 37H178V38H176L175 39V41L176 42H178V44L175 42V44H174V47L176 46V44H177V48L176 49H178V48H180L183 44H184V46H182L181 48H180V50L184 53H182V54H180L179 55V57H178V60H175V61H178L176 64H177V66H178V64H179V69L181 70V69H184V70H181V71H183L184 72V74H186L185 75V77H182V78H178V79H174V81H175V86H177V88H178V86H179V89L182 91V92H180V93H182V94H180L179 92V94L177 93V95L176 94H174V95H172L173 96V98H172V96H170L169 98H168V96L170 95L169 93H168V95L167 94H165L166 92H164L165 90H167V88H166V86H164V88H162L163 87V84L165 83V82H167V84H168V81H169V83H171V80H170V77H167L166 78V76H167V72L166 71H160V72H157L158 74H157V78H156V73H155V75H152V74H154V73H152L151 74V76H155L154 78L153 77H151L150 75H149V78H148V76H147V82H145L146 80H144V82L146 83V85L144 86V85H140L139 83V85L137 86V85H133V84H135L134 83V80L133 81H129L128 83H126V82H121V80H122V74H123V70H128V68H126V69H123L124 67H118V69H115L116 70V72H115V70H114V67H111L109 70H105V71H103L102 72V78L100 77L99 78V80L96 82V83H94V86L96 87V89L97 88H103V86L107 89V92H111V93H114V91H116L117 90V93H116V95L118 96V97H121V95H125V100H128V101H125V100H123L122 102H124L123 104H124V107L125 108H123V109H125V111L126 112H128V111H132V109H134V108H132V107H134V105H136L135 103H136V101L134 100L135 98H137V96L139 97V96H141L142 97V95L145 97H150L151 95H156L157 93L160 95V98H161V100H162V98L164 99L165 97L166 98H168V99H164V100H160L159 98V101H161V102H163L162 103V105H163V109L164 110H166L165 112L166 113H169V111H174V112H172V113H175L176 112V109H178L177 110V112H176V115L177 114H179V115H175V119L173 120V121H171L172 120V118H170V117H172V115H170L169 116V114H166L165 112H163V110H162V112L164 113H162V112H160V114H162V115H160L159 114V112H156L154 109V111L152 110L151 112H153V113H151V112H146L145 111V113H147V114H149V115H140V113H139V111H138V115L137 114H135V116H133V117H129L128 118V116L126 117V116H121V119H119L120 118V116L118 115V117L117 116H115L116 118H118L117 120L115 119V117H114V119L113 120H109V119H105L103 116H100V117H96L95 119V122L93 123V130L95 129V130H98V131H95V133L94 134H96L95 136V146H98V147H102L103 145L102 144H105L103 147V149H105L106 148V145H108L109 144V140L111 139V141H113V143H114V146L113 147H111V151L110 152H108V153H106V150H104L101 154H112V156L114 157H118V156H122L121 158H114L112 161H113V163L115 164H113L112 162V164L110 163V165H109V167L110 166H112V167H110V169H108V170H110V172L112 173V174H109L110 172L108 171V174H109V176H111V177H109L108 176V174H107V169L105 170V169H103V167H101L100 165H99V163L97 164V162L95 161V164H97V165H99V166H96L95 165V171H97V173L95 172V185L96 186H94V187H91L90 189H89V191H91L90 193L92 194V197H91V195L90 196H88V198L90 197V198H92V200L91 201H95L96 203H97V198L96 197H98L99 196V194L101 193V195L100 196H102L103 195V192H104V194L106 193V191H107V194H109V197L111 198V199H113V196H115L114 198H115V200H117L115 203L114 202H110L109 203V201H108V203H109V206H111V205H113V206H111V210H110V208H109V210H110V212H108L109 210H107V209H105V210H103L104 212H102V213H99V214H97V215H95V216H98V218L97 217H95V218H93V219H95V221L92 219V221H90V219L88 220V221H90V222H87V220H84V218H83V215H81V213H79V215H78V213H76L77 211H74V210H76V209H74V210H72L71 211V213H72V215L74 216H82V218L80 217V220L79 221H82L79 225L81 226V224H82V227L84 228V229H87V231H88V235L90 236V238L92 237V238H94V239H90V238H88L89 239V241H98V243H101V244H99L100 245V248L99 249H101V245H110L111 244V242L110 241H112V243L114 244V245H118V246H120L119 244H118V242L121 244V245H124L125 247V249L126 250H123V254L122 255H120V256H118L119 257V259L121 258V257H127V258H123V259H120V261L121 262H119V264H135V262H136V264H139V263H141V261L140 262H137V260L139 259H142V258H138V259H136V260H134L135 258H137V256L139 257V256H143V255H145V254H143V253H146V249L145 248H148L147 247V242H150V241H154L155 242V244H157L156 245V248H157V252L159 253V255H158V257L159 256H161L163 253L162 252H164L163 250L165 249V247H163L162 245V238H161V233L162 232H166L167 230H166V228L167 229H170V228H176L175 227V225L176 224H178V225H176L177 227L178 226H180L179 224L180 223H175V222H173L174 223V225L172 226V227H167V225L165 224L166 223V221L167 220H165L164 221V219L160 222V217L158 218V216H159V214H157V216L155 217V220L154 219H151V218H153V216H154V208L156 207V206H153L154 205V203L153 202H155V205H156V201L152 198V197H150V195L148 196L147 195V193H148V190L151 188V186L153 185V183H155V177H157V179H158V182H157V184H155L154 186H153V190H156L155 192H157L158 193V195L159 194H164V195H162L164 198L166 197H168L169 196V194L171 195V194H174V197L175 198H177V199H175L174 197H173V199H175V200H173V199H171L172 201H174V202H172L171 200L169 201V202H171L172 203V210H173V212H174V210L175 211H180L181 209H179L178 207H181V208H184V209H186V206H187V208H189V209H186L185 211H184V209L183 210H181L180 212H182V214L183 215H181V213H179L178 214V212H174V213H171L172 211H170V212H168L169 214H167L168 216L169 215H171V214H175V215H177V216H179V217H182L184 220H186V218L188 217V218H190V217H192L193 215H191V214H195V215H197V216H200V214H205L204 216H207V215H209V214H211L210 216H215L216 214H217V212L218 211H220L221 209L223 210V207H222V204H223V201H224V199H226L227 197H224V198H221L222 196H224V195H221V193L223 194V192L222 191H224L225 190V193H226V190H227V188H228V184L227 183H232V185H234L235 184V186L237 185V186H240L241 188H243V190H242V194L243 195H241V198H242V202H241V199L239 200V203L240 204H243V205H240V204H237V206L239 207V205L241 206V207H236L235 208V206H234V209L237 211H235V215H236V217H238V218H244L245 217V214H242L243 213V211H244V213H246L247 215H246V217L247 216H249L250 214H249V212H252V213H255L254 215H261L262 214V216L264 217V203H262L263 202V199H264V194H262V196L260 195L259 196V194H261V190L259 191V192H257V187L259 186V187H261L262 186V188H263V186H264V175H260L259 176V173L257 172V171H261V169H260V167L261 166H259V165H257V164H259V162H258V160H260V158H259V145H261V144H264V142L263 143H261L262 141H264V133H262L263 131H264V121H263V119L264 118H261V117H264V115H262V116H260V114H263L264 113V78H262V76L264 77V51H263V53H261L262 52V50H264V44L262 43L263 41H264V39H263V41H262V39L260 40V38H258L260 35H261V33H257V34H254V33H252V34H250V35H254V36H247V38L249 37V39H248V41H247V39L245 38V41H247V42H249V40H252L253 41V44L251 43H246V42H243L244 40H242V42H241V47L239 48V49H241L242 47H243V49H241L242 51H241V53L239 52L240 50H238V53H240V54H243V50H245L244 48L246 47V50L245 51H247V53L246 54H249V52L251 53V54H249L248 56H250V55H254L253 57L251 56V58H248V60H250V61H248V60H246L247 58H242V57H248L247 55L246 56H241L240 54H238L239 56H241V58H232V57H230L231 56V54L232 53H230V55H229V57L233 60V59H236L237 61L238 60H240L239 62H237V65H232L231 67L233 68L234 66V70H236L237 68V70H239V71H234L235 73V75L233 74V73H231L230 75H229V73H225L224 75H221L222 73H217V72H215L214 74H216V75H218L219 74V78H222V80H220L219 78L217 79V77L218 76H212V74L213 73H209V72H211V71H207V70H204V69H206L207 67H203L202 66V64H200L201 65V67L199 66L198 67V65H199V63L197 62L198 61V57H199V54H203V55H208V53H209V55L210 54H212V55H210L211 56V58H213V59H210V57L208 58L207 56V60H209L210 59V61L211 60H215V65L216 64H218L219 62H217L218 60L216 59V53L218 52V50H216L217 49V43H218V40H216V38H218L217 37V34H215V33H217L218 32V29L216 28V27H219L220 28V25L226 20V18L228 19V15H226L227 13H225L227 10L228 11H230L231 10V8L233 7V9L232 10H235V9H237V6H239V4L240 3H242V2H240ZM59 2H61V0L59 1ZM58 2V3H59ZM64 2V1H63ZM63 2H61V3H59L58 5H59V10H58V8L56 9H54V7L52 8V12H56L58 15H59V13L61 14V12L60 11H62V12H64L68 7H70V5L67 7L65 4V2L63 3ZM96 2V3H95ZM130 2V3H129ZM149 2V3H150ZM160 2V3H159ZM163 4H162V3ZM233 2H235V3H233ZM240 2V3H239ZM63 3V4H62ZM85 3V4H84ZM95 3V4H94ZM167 3V4H166ZM200 4H201V2H199ZM203 4H201V6L202 7H204V6H206V4H207V2H206V4H204L205 2H202ZM223 5H222V4ZM229 3H231V4H229ZM244 3V2H243ZM45 4H47V6H48V3L47 2H45L44 4H42V5H40V6H38V9L40 10H38V11H36V14L38 15L37 17H40L39 19L40 20H43V21H41V22H37V25L39 24V23H42V22H44V23H42L41 25H39L38 27H41V26H43V25H46V23L49 21V22H53L52 21V18H51V20H48V19H46L47 17V15H48V13H46L47 12V10H45L46 8L48 9L49 7H45ZM121 4H126V5H122V6H124V7H122L121 6ZM158 4H159V7H158ZM233 4V5H232ZM237 6H236V5ZM57 5V6H58ZM65 6V7H62V6ZM96 5V6H95ZM146 4H144L143 5V7H141V8H143V9H141V10H144L145 11V6ZM242 6H243V4H241ZM97 6H98V8H97ZM105 6V7H104ZM121 6V7H120ZM130 6V7H129ZM213 6V7H212ZM217 6V7H216ZM222 6H224V7H222ZM230 6H232V7H230ZM242 6H239L238 8H240V7H242ZM40 7V8H39ZM61 7H62V9H61ZM91 7H93V8H95V10L93 9V8H91ZM111 9H109V8ZM151 7V8H150ZM159 8L158 10H157V8ZM213 9H212V8ZM218 7H220V9L218 8ZM44 8V9H43ZM123 8H125V9H123ZM166 8V9H165ZM191 8V12H192V8L193 7H190ZM216 8V9H215ZM222 8V9H221ZM228 8V9H227ZM43 9V10H42ZM54 9V10H53ZM91 9H93V11H95V12H93V11H91ZM162 9V10H161ZM215 9V10H214ZM84 10H83V12H84ZM98 10V11H97ZM109 10V13H113L114 15L112 16V15H110L109 13H105L106 11H108ZM163 10H164V12H163ZM184 10V7L181 9V13H180V17H181V19L185 22V23H187V24H185V28L187 27V25H189V24H191L192 22H194V20H197L198 19V17H193L192 15H191V13H189L188 11H184L183 13H182V11ZM210 10V11H211ZM50 10H48V12H49ZM101 11V13H99ZM105 11V12H104ZM111 11H115V12H111ZM160 11H161V13L162 14H164V15H162V17L160 16ZM218 11V12H217ZM221 11V12H220ZM223 11V12H222ZM227 11V12H228ZM54 12V13H55ZM82 12V13H83ZM104 12V13H103ZM148 12V13H147ZM159 13V14H156V13ZM187 12V13H186ZM215 12H217L216 14H215ZM40 13V14H39ZM87 13V12H86ZM122 13H124V16L125 15H128L129 17H127V21L126 22H123V20H122V18H120V17H123V15H120V14H122ZM143 13H144V15H143ZM220 13V14H219ZM53 14V13H52ZM91 14V15H92ZM98 14V15H97ZM100 14V15H99ZM106 14V15H105ZM188 14H190V15H188ZM211 14V15H210ZM215 14V15H214ZM226 16V17H224V15ZM58 15L56 16L55 14H54V16H56V17H58ZM145 15H147V16H145ZM159 16L160 18H158L157 20L156 19H154L155 21H153V22H150L149 20H153L152 18H154V16ZM223 15V16H222ZM98 16V17H97ZM99 16H101L100 18H99ZM105 16H106V18H105ZM142 16V17H141ZM149 16H150V18H149ZM182 16H185V17H182ZM190 17L189 19H191L192 20V18H195V19H193L192 21H190L189 19H188V17ZM209 16H211V17H209ZM204 17H206V18H204ZM45 18V19H44ZM97 18H99L100 19V23L101 24H99V22H98V20H97ZM120 18V20H122V21H120V26H119V23H117V22H119L118 21V19ZM149 20H148V19ZM38 18H36V20H37ZM101 19H106V20H101ZM111 19V20H110ZM129 19H130V21H133V22H130L129 21ZM132 19V20H131ZM134 19V20H133ZM199 19H201V17L199 18ZM199 19L197 20V21H199ZM230 19V18H229ZM40 20H38V21H40ZM45 21H47V22H45ZM146 21H149V22H146ZM156 21H159V22H157V24H160V22H161V25H157L156 24ZM208 21H209V23H208ZM48 22V23H49ZM122 22V23H121ZM130 22V23H129ZM135 22V23H134ZM36 23V22H35ZM114 23V24H113ZM127 24V26H126V24ZM151 23H152V25H151ZM153 23H154V25H153ZM218 23V24H217ZM117 24V25H116ZM193 24V23H192ZM55 25V24H54ZM107 25V26H106ZM114 25H115V27H114ZM122 25V26H121ZM123 25H125V26H123ZM214 25V26H213ZM105 26V27H104ZM110 26H112L111 27V30L110 29H108V27L110 28ZM129 26H131V27H129ZM160 26H163L164 28H161ZM44 27V26H43ZM100 27L101 29L99 30L98 28ZM114 27V28H113ZM118 27H122L120 30H121V32L119 31V28ZM157 27V30L156 31H153V32H155V33H153L152 32V28H156ZM159 27V28H158ZM42 28V27H41ZM41 28H39V29H41ZM87 28V27H86ZM188 29H190L189 27H187ZM186 28V29H187ZM107 30V31H105L104 32V30ZM112 29L114 30V31H112ZM139 29V30H138ZM162 29V30H161ZM217 29V30H216ZM71 30L72 31H74V28H71ZM71 30H69V32L68 33H70V32H72ZM109 30V31H108ZM122 30H124V31H122ZM141 30H143V31H141ZM160 30H161V32H164V33H162L161 35L162 36H158V34L160 33ZM212 31V32H209V31ZM215 30V33L213 32ZM55 31V30H54ZM53 31V32H54ZM97 31H99L98 33H97ZM116 31H118V32H120V34L121 35H119V33L118 32H116ZM136 31H138V32H136ZM52 32V33H53ZM100 32H103V33H100ZM142 32H147L146 34H144V33H142ZM185 32V31H184ZM138 33H139V35H138ZM140 33L141 34H144V35H140ZM212 33H214V36H213V34ZM65 34H66V32H65ZM71 34V33H70ZM96 34H97V36H96ZM137 35V36H132V35ZM154 34V35H153ZM155 34H157V35H155ZM189 34H191V33H189ZM212 34V35H211ZM160 35V34H159ZM205 35V36H204ZM208 35V36H207ZM209 35H211V36H209ZM257 35V36H256ZM63 36H64V34H63ZM66 36V35H65ZM101 36V37H100ZM121 36H122V39H121ZM132 36V37H131ZM145 36V37H144ZM148 36V37H147ZM150 36H153L154 37V39L152 40L151 38H150ZM158 36V37H157ZM181 36H182V38H181ZM201 36H203L204 38H205V40H208V41H206L205 42V40H203V37H201ZM213 36V37H212ZM128 37V38H127ZM138 37V38H137ZM157 37V38H156ZM187 37H188V39L191 41V43L192 44H197V51H196V49H195V47H192V45L191 46H186V43L185 42H183V40L184 39H187ZM109 38H111V40H109ZM114 38V39H113ZM144 38V39H143ZM145 38L146 39H150V40H145ZM162 38H164V39H162ZM197 38V39H196ZM212 38V39H211ZM258 38V39H257ZM115 39H118V40H115ZM138 39V41H136ZM160 39H162V40H160ZM214 40V41H211L210 42V40ZM100 40V39H99ZM99 40H95L96 42V44H98V43H100L99 42ZM139 40H141V41H139ZM144 40V41H143ZM152 40V41H151ZM157 40V41H156ZM160 40V41H159ZM255 40H258V41H255ZM100 41H102V40H100ZM104 41H106V42H104ZM116 41H118V42H116ZM122 41V42H121ZM150 41L152 42V44L150 43ZM203 41V42H202ZM255 41V42H254ZM62 42V41H61ZM63 42H64V40H63ZM110 42V43H109ZM117 43V44H111V43ZM130 42H128V43H130ZM140 42V43H139ZM143 44H142V43ZM149 42V43H148ZM162 42V43H161ZM210 42V43H209ZM216 42V43H215ZM257 42V43H256ZM147 43V44H146ZM159 43V44H158ZM161 43V44H160ZM244 43V44H243ZM255 43V44H254ZM59 44V43H58ZM57 44V45H58ZM61 44V43H60ZM63 44H65V43H63ZM156 44V45H155ZM159 46H158V45ZM180 44V45H179ZM258 45V46H260V47H258L257 46V48L258 49H260V51L258 50V49H254L253 47H254V45ZM101 45H103V44H101ZM116 45V46H115ZM121 45V44H120ZM145 45L147 46V45H149V46H151L150 48H153V49H148L147 50V48H149V46H147V48L145 47ZM152 45H153V47H152ZM208 45V46H207ZM60 46H62V45H60ZM109 46V47H108ZM142 46H144V47H142ZM158 46V47H157ZM211 46V47H210ZM214 46H215V48H214ZM59 47V46H58ZM141 47L143 48V49H141ZM156 47V48H155ZM187 47V48H186ZM199 47H201V48H199ZM205 47V48H204ZM249 47H252V48H250V50H249ZM256 47V46H255ZM60 48V47H59ZM61 48H66L65 47V45H63V47H61ZM117 48V47H116ZM199 49V50H198ZM204 49V50H203ZM206 49V50H205ZM254 51H253V50ZM108 50V49H107ZM191 50L193 51V52H191ZM204 51V53H203V51ZM208 50V51H207ZM210 50H212V51H210ZM252 50V51H251ZM257 50H258V52H257ZM143 51H148L147 52V54L146 53H144ZM149 51H152V52H149ZM202 51V53H200ZM143 52V53H142ZM208 52V53H207ZM253 52H254V54H253ZM63 53H65V52H63ZM219 53V52H218ZM257 53H259V54H257ZM262 55H261V54ZM153 55H154V57H152V59L154 58L155 59V57H156V53H152ZM214 54V55H213ZM256 54H257V57H256ZM61 55H64V54H61ZM152 55V56H153ZM195 55V56H194ZM235 55V54H234ZM238 55H235L234 57H239ZM259 55V56H258ZM198 56V57H197ZM232 56H233V54H232ZM262 56H263V58H262ZM66 57V56H65ZM186 57V58H185ZM61 58H64V56H61ZM181 58H183V60L181 59ZM215 58V59H214ZM181 59V60H180ZM190 59V60H189ZM255 59V60H254ZM189 60V61H188ZM204 61V62H208V61ZM241 60H245V61H241ZM256 60H258V62H255ZM260 60V61H259ZM174 61V62H175ZM180 61V62H179ZM186 61V62H185ZM191 61V62H190ZM188 62H190V63H188ZM192 62H194V63H192ZM245 62H248V63H250L249 65L246 63L245 64ZM256 63V64H258V65H256V66H253V64L252 63ZM263 62V64H261V63ZM200 63H202V62H200ZM208 63H212V64H210V67H211V65H212V67H214V68H212V69H215V65H214V62H208ZM222 63H224V62H222ZM240 63H242V64H245V65H247V66H249V67H246L245 65L243 66L242 64H240ZM183 64V65H182ZM187 64V65H186ZM205 64H207V63H205ZM227 64H229V63H227ZM261 64V65H260ZM203 65H204V63H203ZM219 66L218 67H220L222 64L221 63H219L218 64ZM239 65V66H238ZM209 66V65H208ZM222 66H224V65H222ZM221 66V67H222ZM263 67V69L262 68H260V67ZM128 67H129V65H128ZM210 67H208V68H210ZM229 67V66H228ZM230 67V68H231ZM240 67V68H239ZM255 68V69H258V70H255V69H253V68ZM113 68V69H112ZM202 68V69H201ZM231 68V69H232ZM236 68V69H235ZM249 68V69H248ZM260 68V69H259ZM185 69H188L187 71H185ZM248 69V70H247ZM262 69V70H261ZM118 70H119V72H118ZM208 70H211V69H208ZM110 71H112V72H110ZM202 71V72H201ZM203 71H207L209 74H210V76L209 75H207L208 73L207 72H203ZM215 71V70H214ZM217 71V70H216ZM219 71V70H218ZM252 71V72H251ZM255 71V72H254ZM258 73H257V72ZM106 72V73H105ZM202 74H201V73ZM219 72H221V71H219ZM223 72V71H222ZM224 72H228V71H224ZM239 72H243V73H240L241 74V76L240 75H238V73ZM103 73L105 74V75H103ZM108 73H110V74H108ZM112 73V74H111ZM248 73V74H247ZM254 75H253V74ZM116 74H120V75H116ZM196 74H198V75H196ZM200 74V75H199ZM205 74H206V76H205ZM256 74V75H255ZM261 74V75H260ZM111 75V76H110ZM159 75H162V76H159ZM188 75V76H187ZM194 75V79H192L193 76ZM225 75H227V76H225ZM251 75V76H250ZM120 76V77H119ZM224 76V77H223ZM233 76H235L236 78L234 79V80H231L230 81V84L233 82V83H236V82H238V81H240L239 82V86H241L242 88H240L239 87V90L238 91H240L241 89H243L242 91H240V92H237V93H235V94H237V95H239L240 97H238L237 95H235V94H232L233 96H231V97H229L228 96V94H226L228 97H226V95H218V97H216V96H214V100L212 99L211 100V98L208 100L207 98L210 96V94H214V93H216V91H214V90H216L217 88H218V85L219 84H221V82H224V83H226V78H228V77H233ZM250 76V77H249ZM200 77V78H199ZM107 80H106V79ZM108 78H110V79H108ZM144 78V77H143ZM156 78V79H155ZM247 78H251V79H247ZM101 79V80H100ZM159 79V80H158ZM167 79H169V80H167ZM197 79V80H196ZM200 79V80H199ZM215 79H217V80H215ZM245 79H247V80H245ZM117 81L116 83H115V81ZM143 79H141V81H142ZM177 80V81H176ZM179 80H181V81H179ZM190 80H192L191 82H190ZM241 80H245V81H242L243 83L240 85V83H241ZM248 80L250 81V82H248ZM254 80H256V82L257 83H259V85L258 84H255V86H254V83H256ZM107 81H109V82H107ZM120 81V82H119ZM140 81V82H141ZM165 81V82H164ZM183 81H187V82H183ZM202 81H204V82H206V83H202ZM217 81V82H216ZM219 81H221L220 83H219ZM105 82V83H104ZM110 82H112V83H110ZM173 82V81H172ZM178 82V83H177ZM189 82V83H188ZM207 82L208 83H211V84H207ZM252 82H254L253 83V85L251 86L250 85V83H252ZM118 83H119V85H121V86H119L118 85ZM154 83V84H153ZM196 83V84H195ZM198 83V84H197ZM202 83V84H201ZM219 83V84H218ZM113 84V85H112ZM125 84V85H124ZM137 84V83H136ZM173 84V83H172ZM177 84H180V85H177ZM187 84V85H186ZM195 84V85H194ZM228 83H226V84H224V86H226ZM244 84V85H243ZM114 85H116V86H114ZM118 85V86H117ZM150 85V86H149ZM165 85V84H164ZM206 85H210V87H208V86H206ZM212 85H214L213 87H212ZM250 87H249V86ZM257 85V86H256ZM123 86V87H122ZM161 88H159V87ZM162 86V87H161ZM185 86V87H184ZM193 86V87H192ZM243 86H245V88L246 89H244V87ZM261 86V87H260ZM113 88V90L111 89V88ZM115 87V88H114ZM127 87H129L128 89H127ZM140 87V88H139ZM142 87V88H141ZM146 87H149V88H146ZM156 87V88H155ZM196 87V88H195ZM254 87V88H253ZM259 87V88H258ZM263 87V88H262ZM122 90H121V89ZM130 88H132V89H130ZM146 88V90H144ZM151 88V89H150ZM153 88V89H152ZM159 88V89H158ZM184 88V89H183ZM186 88V89H185ZM191 89V90H189V89ZM205 88H206V90H205ZM258 88V89H257ZM261 88V89H260ZM136 89V90H135ZM142 89V90H141ZM162 89H164V90H162ZM188 89V90H187ZM193 89H195V90H193ZM198 89H200V90H198ZM205 90L204 92H203V90ZM213 89V93L212 92H210L211 90ZM255 89V90H254ZM128 90V91H127ZM139 90V91H138ZM143 90L145 91V92H143ZM149 90V91H148ZM210 90V91H209ZM113 91V92H112ZM127 91V92H126ZM136 91H137V93H136ZM140 91H142L143 93H140ZM154 91H158L157 93L155 92V93H153ZM191 91H193V93L191 92ZM243 91H245V92H243ZM249 91V92H248ZM256 91V92H255ZM97 91H95V93H96ZM120 92V93H119ZM122 92L123 93H126V94H122ZM130 94H129V93ZM148 92V93H147ZM161 92H164L163 94L161 93ZM249 93V94H247V93ZM252 92V93H251ZM259 92H261L260 94H258ZM137 95H135V94ZM139 93V94H138ZM188 95H190V96H186L187 94ZM204 93H205V95H204ZM241 95H240V94ZM246 93V94H245ZM127 94H129L131 97H133V98H131L130 96H128ZM158 94L154 97V98H156V100H153L154 102H158L157 101V97H158ZM191 94H193L192 96H191ZM252 94H254V95H252ZM96 95V94H95ZM127 95V96H126ZM164 95H165V97H164ZM198 95V96H197ZM209 95V96H208ZM235 95V96H234ZM245 95V96H244ZM260 95H261V97L262 98H260ZM136 96V97H135ZM161 96H163V97H161ZM202 96V97H201ZM248 96H250V97H248ZM253 96H256V98L257 99H255V101H254V99H253ZM145 97V98H146ZM189 97H193L194 99H192V98H189ZM221 97H223V98H221ZM235 97V98H234ZM237 97V98H236ZM252 97V98H251ZM95 98H97L96 96H95ZM128 98V99H127ZM143 98V97H142ZM145 98H143V100H145L146 102H147V98L145 99ZM179 98V99H178ZM187 98V99H186ZM198 98H200V99H198ZM226 98H228V99H230V98H232L233 99V101H232V99H230V101L231 102H233V103H237V105L238 106H236L235 104H233V103H231L232 105H235V107H233L230 103H227V104H225L226 102L225 101H227V100H225ZM246 98V99H245ZM248 98H250V101L248 100ZM260 98V99H259ZM124 99V98H123ZM170 99V100H169ZM185 99V100H184ZM192 99V100H191ZM224 99V100H223ZM236 99V100H235ZM246 100V101H244V102H246V104L245 103H242V101L243 100ZM251 99H253V100H251ZM131 100V101H130ZM173 100H175V101H173ZM180 100V101H179ZM186 100H187V103H185L186 102ZM191 100V101H190ZM198 102H197V101ZM201 100V101H200ZM203 100V101H202ZM207 100H208V102H207ZM211 100V101H210ZM218 100V101H217ZM237 100H239V101H237ZM241 100V101H240ZM166 101V102H165ZM192 101H195V102H192ZM214 101H216V102H214ZM230 101H227V102H230ZM258 101H260V103L261 104H258L259 102ZM125 102H127V103H125ZM130 102V103H129ZM165 102V103H164ZM169 102V103H168ZM172 102H173V104H172ZM180 102V103H179ZM189 102V103H188ZM205 102V103H204ZM213 102V103H212ZM196 103V104H195ZM200 103H202V104H200ZM206 103H208V106H209V108H207V106L205 107V105H207ZM216 103H218V104H216ZM257 103V104H256ZM125 104H127V106L125 105ZM170 104H172V105H170ZM177 104V105H176ZM191 104H194V105H191ZM204 104V105H203ZM211 104V105H210ZM254 105V106H251V105ZM166 105V106H165ZM186 105H188V106H186ZM190 105V106H189ZM196 105V106H195ZM198 105V106H197ZM227 105L228 106H230V107H227ZM245 105V106H244ZM255 105H257V106H255ZM262 105V106H261ZM172 106V107H171ZM183 106H186V107H183ZM221 106V107H220ZM259 106V107H258ZM169 107V108H168ZM192 107V108H191ZM198 107V108H197ZM200 107H201V109H200ZM210 107H211V109H210ZM212 107H214V108H212ZM216 107L218 108V109H216ZM224 107V108H223ZM249 107V108H248ZM255 107V108H254ZM187 108H189V110H187ZM196 108V109H195ZM237 108V109H236ZM247 108V109H246ZM261 108H263V110L261 109ZM207 109V110H206ZM227 109V110H226ZM241 109H243V110H241ZM169 110V111H168ZM181 110H183V111H181ZM200 110V111H199ZM202 110V111H201ZM204 110V111H203ZM208 110H210L208 113H207V111ZM229 110V111H228ZM249 110V111H248ZM255 110V111H254ZM213 111V112H212ZM239 111V112H238ZM247 111V112H246ZM155 112V113H154ZM186 112V113H185ZM188 112V113H187ZM205 112V113H204ZM214 112H216V113H214ZM218 112V113H217ZM245 112V113H244ZM251 112H253V114L254 115H256L257 116V118H258V121H260L261 120V122L260 123H258V124H260V125H262V127L259 125V127H257V129H256V131H257V133H256V131H255V135H254V140H256V141H252V140H249L250 139V137H246V136H244V135H240V133L238 134V131H240V130H242L243 128H241V129H239L238 127H244V126H241V123H242V125H245L246 123H243V122H245V120H247L249 117H252L253 116V114L251 113ZM262 112V113H261ZM129 113V112H128ZM157 113L160 115H157ZM182 113V114H181ZM191 113V114H190ZM193 113V114H192ZM210 113V114H209ZM231 113H233V114H231ZM249 113H251V114H249ZM260 113V114H259ZM142 114H144V113H142ZM154 114H156V115H154ZM183 114H187V115H183ZM228 114V115H227ZM128 115V114H127ZM166 115H168L169 117H167ZM197 115V116H196ZM213 115V116H212ZM222 115V116H221ZM234 117H233V116ZM238 115V116H237ZM145 116V117H144ZM148 116V117H147ZM178 116H180V117H178ZM187 116H189L190 117V119L187 117ZM228 116V117H227ZM246 116V117H245ZM248 116V117H247ZM125 117V118H124ZM144 118V119H139V120H143V121H147L148 119H151L152 120V118H154L155 119V121H154V123L155 124H159L158 126L159 127H156L155 126V128H153V130L151 131V129H149L148 131H147V129L145 128V130H143V132L141 131V134H139V132H135L134 131V127L133 128H127V126H128V124H132L131 122H132V120H134V118ZM162 117H164V118H167V119H163ZM195 117H196V119H195ZM226 117V118H225ZM229 117H231V118H229ZM99 118V119H98ZM124 118V120H122ZM133 118V119H132ZM146 118V119H145ZM183 118V119H182ZM187 120H186V119ZM204 118V119H203ZM213 118V119H212ZM215 118H216V121H215ZM228 118V119H227ZM261 118V119H260ZM161 119V120H160ZM182 119V120H181ZM225 119H227V120H225ZM241 119V120H240ZM100 120V121H99ZM106 120H109V121H106ZM167 120V121H166ZM195 120V121H194ZM96 121H98V122H96ZM157 121V122H156ZM160 121V122H159ZM170 123H169V122ZM177 121V122H176ZM179 121V122H178ZM200 121H202V122H200ZM214 121V122H213ZM226 121V122H225ZM263 121V122H262ZM121 122V124H119ZM125 122V123H124ZM171 122H173V123H171ZM184 122V123H183ZM186 122V123H185ZM194 122V123H193ZM197 122V123H196ZM213 122V124L214 125H212L211 123ZM241 122V123H240ZM247 122V121H246ZM97 123H100L99 125H97ZM114 123V124H113ZM117 123V124H116ZM205 123V124H204ZM236 123H237V125L238 126H235L236 125ZM112 124V125H111ZM168 124H170L169 126H170V129H169V127L167 126ZM192 124H194V125H192ZM198 124V126H196ZM207 124H209V125H207ZM231 124V125H230ZM97 125V126H96ZM106 125V126H105ZM110 125H111V127H113V128H111L110 127ZM114 125V126H113ZM120 125V126H119ZM123 125V126H122ZM160 125H163V126H165V127H167V128H165V127H163V126H160ZM174 125H176V126H173ZM182 126V127H180V126ZM184 125V126H183ZM203 125H204V127H203ZM130 126V125H129ZM180 128V129H178V127ZM205 126H207V127H205ZM214 126V127H213ZM228 126V127H227ZM231 126V127H230ZM101 127H103L102 129H101ZM191 127H193V128H191ZM225 127V128H224ZM233 127V128H232ZM138 128V127H137ZM176 128H177V131H174V130H176ZM189 128V129H188ZM203 128H205V129H203ZM229 128V129H228ZM118 129V130H117ZM123 129H125V130H123ZM168 129V130H167ZM194 129V131L192 132L191 130H193ZM198 129V130H197ZM208 129H210V130H208ZM235 129H239L238 131L237 130H235ZM109 130V131H108ZM121 130V131H120ZM186 130V131H185ZM202 130V131H201ZM234 130V131H233ZM104 131H106V133L107 134H105L104 133V135H106L105 137L103 136L102 137V135H100V134H102ZM117 133H115V132ZM123 131V132H122ZM164 131V132H163ZM187 131H189L188 133H186ZM206 131V132H205ZM112 135H110L109 133ZM120 132H122L123 134H121ZM126 132V133H125ZM133 132H134V134H133ZM150 132V133H149ZM185 132V133H184ZM203 132V133H202ZM237 132V133H236ZM260 132V133H259ZM129 133V134H128ZM172 133V134H171ZM182 133H184V134H186V136H183V134ZM196 133H198V134H196ZM202 133V134H201ZM232 133V134H231ZM235 133V134H234ZM132 134V135H131ZM166 134H168V137H167V135ZM194 136V137H192V135ZM231 134V135H230ZM256 134H259V136L258 135H256ZM110 135V136H109ZM122 135H125L124 137H122ZM134 135V136H133ZM139 135V136H138ZM144 135H145V137H144ZM157 135V136H156ZM200 135V136H199ZM239 135V136H238ZM107 136H109V137H107ZM151 136H153V137H151ZM160 137V138H163V136H164V138L163 139H160L159 141H158V143L157 142H155L156 144H158V146H161L162 144H163V147H161L160 149H159V152H158V156H160V155H163V156H166V157H170V158H172L173 160L176 158V157H178L177 159H175L176 160V164H177V173H175V176H170L171 178H173L172 180H170V177H167L166 179H169L170 181V183L169 184H166V185H163L162 184V182L163 181H165L164 182V184L167 182L168 183V181L163 177V175L161 174V176H159L158 175V173L160 174V171H161V169L160 168H158L157 169V167L156 166H154L153 165V167H152V165H149V166H147L148 167V169L150 170H152L153 172L151 173V170L148 172H146L144 175H146V176H144L143 174V177H140V176H138V175H136V173H137V171H138V169H141V168H144L143 166H145V165H147L148 164V162L146 163L145 162V165H144V162L142 161L141 163H139L141 160H138V159H141V155L143 154V153H145L150 147H151V144L149 143L150 141H153L152 140V138H154L155 139V137ZM183 136V137H182ZM196 136L198 137L199 136V138H196ZM222 136V137H221ZM229 136V137H228ZM234 136H237V137H234ZM98 137V138H97ZM107 137V138H106ZM121 137H122V140H121ZM139 137H141L139 140H137V138H139ZM186 137V138H185ZM204 137H205V139H204ZM246 139H248V140H246ZM120 138V139H119ZM201 138V139H200ZM235 138V139H234ZM259 138V139H258ZM261 138H262V141H260L261 140ZM104 139V140H103ZM106 139V140H105ZM114 139H117V140H121L120 142L119 141H114ZM147 139L148 140H150L149 142L147 141ZM192 139H194V140H192ZM203 139H204V141H203ZM240 139V140H239ZM102 140V141H101ZM145 140H146V142H145ZM164 140L167 142V143H165L164 142ZM172 140H176V141H172ZM192 140V141H191ZM215 142H214V141ZM226 140V141H225ZM239 140V141H238ZM258 140V141H257ZM97 141V142H96ZM100 141V142H99ZM104 141V142H103ZM107 141V142H106ZM134 141H137V143L136 142H134ZM189 141H191V142H189ZM196 141V142H195ZM219 141V142H218ZM246 141V142H245ZM250 141H252V142H250ZM116 142H119V143H116ZM122 142V143H121ZM125 142V143H124ZM132 142V143H131ZM134 142V143H133ZM175 142V143H174ZM189 142V143H188ZM195 142V143H194ZM210 142V143H209ZM245 142V143H244ZM247 142H249V143H247ZM115 143L116 144H118V145H115ZM128 143V144H127ZM143 143H145V144H143ZM147 143H149L148 145H147ZM162 143V144H161ZM173 143V144H172ZM204 143V144H203ZM215 143H217V144H219V145H217V144H215ZM221 143V144H220ZM226 143H227V145H226ZM230 143V144H229ZM122 144V145H121ZM129 144H132L131 146L129 145ZM156 144H154V145H156ZM190 144V145H189ZM193 144H196L197 146H195V145H193ZM210 144V145H209ZM212 144V145H211ZM237 144V145H236ZM124 145V146H123ZM141 145V146H140ZM143 145H145V146H143ZM165 145V146H164ZM185 145V146H184ZM193 145V146H192ZM199 145H201V148H198V147H200ZM208 145V146H207ZM228 145H230V146H228ZM244 145V146H243ZM136 146H139V148H137ZM149 146V147H148ZM187 146H189V147H187ZM222 146V147H221ZM225 146V147H224ZM234 146V147H233ZM142 147V148H141ZM171 147V148H170ZM192 147H194L195 149H196V151H194L195 149H193ZM206 147V148H205ZM226 147H228V148H226ZM241 147V148H240ZM248 147L250 148V151L248 150ZM115 148V149H114ZM144 148V149H143ZM148 148V149H147ZM188 148H190L189 150H188ZM205 150H204V149ZM209 150H208V149ZM223 148V149H222ZM239 148V149H238ZM247 148V149H246ZM173 149H175V152L173 151ZM185 149H187V150H185ZM200 149V150H199ZM212 149V150H211ZM219 149V150H218ZM230 149H232V150H230ZM237 149H238V151H237ZM169 150H172V152L170 151V152H168L167 153V151H169ZM177 150V151H176ZM205 152H204V151ZM227 150H229V151H227ZM114 153H113V152ZM124 151V152H123ZM129 151L131 152V153H129ZM140 151V152H139ZM180 151H181V153H180ZM190 151V152H189ZM191 151H193V152H191ZM207 151V152H206ZM133 152V153H132ZM174 152V153H173ZM177 152H179V153H177ZM183 152V153H182ZM187 152V153H186ZM197 152H199V153H197ZM201 152H203V153H201ZM232 152V153H231ZM234 152V153H233ZM237 152V153H236ZM246 152H248V154L246 153ZM121 153V154H120ZM124 153V154H123ZM127 153V154H126ZM138 153V154H137ZM141 155H140V154ZM208 153L210 154V155H208ZM212 153V154H211ZM215 153V154H214ZM100 154V156L99 157H101V156H103V155H101ZM110 154V155H111ZM160 154V155H159ZM176 154V155H175ZM183 154V155H182ZM184 154H186V155H184ZM188 154V155H187ZM126 155V157H124ZM138 155V156H137ZM175 155V156H174ZM198 155H200V156H198ZM232 155H235V156H232ZM246 155V156H245ZM251 155V156H250ZM255 155V156H254ZM141 156V157H140ZM153 156H154V154H153ZM184 156V157H183ZM189 156L191 157V158H189ZM198 156V157H197ZM205 156H209V157H205ZM220 157V158H225V159H228V158H230L232 161L231 162H229V164L227 165L226 164V166H220V165H218V167H214V169L212 170H208V171H204L205 173H206V175L204 174V172L202 171V173H201V171H200V168H197V167H200V165L201 164H203V163H205L206 161H207V163L209 162V158H211V157ZM236 156H238V157H236ZM240 156V157H239ZM130 157V158H129ZM134 157V158H133ZM157 156H156V154H155V158H156ZM182 157V158H181ZM199 157H201V158H199ZM250 157V158H249ZM251 157H253L254 159H252ZM123 158V159H122ZM180 158V159H179ZM237 158H240L239 159V163H236L235 164V161H236V159ZM258 160H257V159ZM121 159V161H119ZM134 159V160H133ZM182 159V160H181ZM190 159H194V161H192V160H190ZM212 159V158H211ZM247 159V160H246ZM251 159L253 160V161H251ZM114 160H116V161H114ZM130 160L131 161V163L130 164H128L129 162L128 161ZM188 160H190V161H188ZM196 160V161H195ZM203 160V161H202ZM134 161H139V162H135L136 164H133L132 162H134ZM251 161V162H250ZM257 161V162H256ZM123 162V163H122ZM126 162V163H125ZM128 162V163H127ZM153 162V163H152ZM152 162H150L151 164H154V163H156V161H152ZM188 162V165L186 164ZM202 162V163H201ZM252 162H253V164H252ZM119 163V164H118ZM143 163V164H142ZM191 163V164H190ZM197 163V164H196ZM243 163H246V165H244ZM257 163V164H256ZM117 164V165H116ZM132 164V165H131ZM141 164V165H140ZM114 165V166H113ZM125 165V166H124ZM127 165V166H126ZM133 165H135V166H137V167H135V166H133ZM138 165H140V166H138ZM196 165V166H195ZM230 165V166H229ZM117 166V167H116ZM124 166V167H123ZM187 166V167H186ZM189 166H191V167H189ZM236 166H241V167H239L238 169H235V167ZM243 166V167H242ZM247 166V167H246ZM98 167V168H97ZM146 167V166H145ZM226 167V168H225ZM227 167H229V168H227ZM234 167V168H233ZM253 167V168H252ZM257 167H259L258 169H257V171H256V168ZM115 170H114V169ZM120 168V170H118ZM135 168V169H134ZM156 168V169H155ZM219 168V169H218ZM237 168V167H236ZM241 168H243V169H241ZM100 169V170H99ZM112 169H113V171H115V172H113L112 171ZM121 169H124V170H121ZM128 169L130 170V171H128ZM195 169V170H194ZM103 170H105L104 172H102ZM186 170H189V171H186ZM218 170H219V172H218ZM225 170V172H223ZM116 171H120V172H116ZM155 171V172H154ZM158 171V172H157ZM217 171V172H216ZM231 172V173H229V172ZM127 172V173H126ZM132 172V173H131ZM180 172V173H179ZM198 172H200V173H198ZM214 172V173H213ZM242 174H241V173ZM244 172V173H243ZM262 173H260V174H263L264 173V168H263V171H261ZM100 173V174H99ZM107 174V175H104V174ZM114 173V174H113ZM132 174V175H130V174ZM147 173H149V174H152L153 176V178L155 179H153V178H151V180H150V177H151V175H148L147 176ZM157 173V174H156ZM211 173V174H210ZM213 173V174H212ZM217 173H221L220 174V176H219V174H217ZM223 173H225V174H223ZM241 175H240V174ZM245 173H248L249 175H250V173H252L251 174V176H249V177H251L252 178V180L254 181V182H252L251 181V179L250 180H247V182L245 181V180H242V179H240V176H242L243 174H245ZM256 174L257 173V175H254V174ZM116 174V175H115ZM120 174V175H119ZM128 174V175H127ZM134 174V175H133ZM176 174H178V176H176ZM180 174H182V177H181V175ZM184 174V175H183ZM196 175V176H192V175ZM199 174H203L202 176H200ZM217 174V175H216ZM113 175H115V176H113ZM138 176L137 178H135L136 176ZM180 175V176H179ZM221 175H223V176H221ZM234 175V176H233ZM237 175H239V177H235V176H237ZM117 176V177H116ZM123 176V178H121ZM158 176L160 177V178H158ZM199 176V177H198ZM205 176L206 177H213L214 176V179L213 178H206L205 179ZM217 176V177H216ZM257 176V177H256ZM99 177V178H98ZM112 177H114V178H112ZM130 177V178H129ZM144 177H148V180H146V178H144ZM177 177H180V178H177ZM196 179H195V178ZM219 177V179L222 177H224L223 178V180L224 181H222L223 183H226L225 184V187L227 186V188L226 189H224L225 187H224V185H223V183L221 182V181H219V179H217ZM230 177H232V179H230ZM262 178V179H259V178ZM119 178V179H118ZM134 179V182H133V179ZM142 178H143V180H142ZM236 178V179H235ZM238 178V179H237ZM257 178V179H256ZM98 179V180H97ZM102 179V180H101ZM106 179L108 180V181H106ZM118 179V180H117ZM129 180L128 182H132V183H130V184H133L134 186H132V185H130V191H131V193L133 194L132 196H131V198L129 199V201H128V198L127 199H123L122 198V196H124L123 194H122V196H121V194L119 195L118 193H121V191H119V190H115V192H110L109 193V191H110V189L109 188H114L115 189V187L116 186H121V184L123 183V182H127V180ZM138 179L140 180V181H138ZM164 179V180H163ZM179 179H180V181H179ZM189 179L191 180L190 182H189ZM192 179H193V181H192ZM216 179H217V181H216ZM234 179V180H233ZM240 179V180H239ZM244 179V178H243ZM255 179V180H254ZM111 180V181H110ZM123 182H122V181ZM163 180V181H162ZM185 180V181H184ZM211 181V182H213V180L214 181H216V182H213L212 184H209L210 182L209 181ZM226 180V181H225ZM146 182V184L145 183H143V182ZM150 181V182H149ZM189 183H188V182ZM230 181V182H229ZM234 181L237 183H234ZM107 182H109V183H107ZM117 182V183H116ZM139 182V183H138ZM185 182V183H184ZM205 182V183H204ZM208 182V183H207ZM220 183H222V186H223V188L220 186H218ZM240 182V183H239ZM243 182H246V183H243ZM250 182V183H249ZM101 183V184H100ZM106 185H105V184ZM136 183V184H135ZM141 183V184H140ZM142 183H143V185H142ZM149 184V187H146V185L148 186V184ZM151 183V184H150ZM158 183H161L162 185H160L159 186V184ZM187 183V184H186ZM204 183V184H203ZM214 183H217V184H214ZM257 184V185H254V184ZM100 184V185H99ZM104 184V185H103ZM111 184V186H109ZM115 184V186H113ZM172 184H174L173 186H176V187H173V186H171ZM186 184V185H185ZM202 184V185H201ZM209 184V185H208ZM243 184V185H242ZM246 184H248V185H246ZM249 184H252V187H248V186H251V185H249ZM123 185V184H122ZM171 186L170 187V189L173 187V189H171V191L169 190V188H168V186ZM180 185V186H179ZM187 185H191L190 186V188H192V189H190L189 188V186H187ZM193 185V186H192ZM198 185V186H197ZM201 185V186H200ZM206 185H208V187L205 186ZM256 187H254V186ZM99 186V187H98ZM139 186V187H138ZM161 186H163V187H161ZM186 186V187H185ZM211 186V187H210ZM231 186V185H230ZM107 187H109L108 189H107ZM133 187V188H132ZM154 187H155V189H154ZM166 187V189H163V188H165ZM180 187L182 188V189H180ZM201 188V187H203V188H201V189H199V188ZM213 187H215L214 189H215V191H212L213 190ZM97 188V189H96ZM106 190H105V189ZM136 188V189H135ZM143 188V189H142ZM160 188V189H159ZM217 188H222V191H221V189L220 190H217ZM249 188V189H248ZM92 189H95V190H92ZM132 189V190H131ZM185 189V190H184ZM192 190V191H190V190ZM194 189V190H193ZM211 189V190H210ZM245 189H247V190H245ZM98 190H100V191H98ZM102 190V191H101ZM161 190H164V191H161ZM166 190H168V191H166ZM177 190V191H176ZM187 190V191H186ZM189 190V191H188ZM95 193H94V192ZM117 191V192H116ZM139 191V192H138ZM159 191V192H158ZM194 191H196V192H194ZM202 191H204V192H202ZM207 191H211V192H209V193H207ZM221 191V192H220ZM248 191V192H247ZM168 192H170V193H168ZM218 192H220V193H218ZM264 192V191H263ZM262 192V193H263ZM112 193H115L116 195H119L118 197H121V198H117L116 199V195L114 194H112ZM165 193H167L168 195H165ZM179 193V194H178ZM194 193H196V195H197V198H202L201 197V195L203 196V198L204 197H206V198H202V199H200V201L202 202V200H203V203H201V205H199V204H193L194 202V199H191V198H195L196 199V197H194V196H196ZM211 193H218V197L216 198V200H218L219 202L220 201H222V204H221V207L219 208V207H217L216 205H214V203L216 202V200H214V199H210V197H216L215 196V194H213L212 196H211ZM224 193V194H225ZM248 193H250L251 194V196H252V194H256V195H258L259 197L257 198V200L256 199H253L252 200V198H251V196L248 194ZM257 193H259V194H257ZM93 194H95V195H93ZM111 194L113 195V196H111ZM140 194V195H139ZM178 194V195H177ZM183 194H185V195H187V196H183ZM200 194V195H199ZM220 194V195H219ZM248 194V196H246V195ZM135 195V196H134ZM136 195L137 196H139L138 198L136 197ZM145 195L147 196V197H145ZM95 196V197H94ZM184 198H183V197ZM207 196H209V197H207ZM228 196V195H227ZM244 198H243V197ZM247 198H246V197ZM108 197V198H109ZM134 197V198H133ZM179 197V198H178ZM188 197V198H187ZM96 199V200H94V199ZM110 198L108 199V200H110ZM135 198H137V199H135ZM153 199L154 201L152 202L151 200H149L148 201V199ZM164 198H162V199H164ZM210 200H212V201H210ZM222 200H221V199ZM251 198V201L249 200ZM256 198V197H255ZM123 199V200H122ZM139 199H141V200H139ZM145 199V200H144ZM162 199H160V200H162ZM190 199V200H189ZM250 201H248V200ZM100 200V197H98V201ZM114 200V199H113ZM113 200H110V201H113ZM131 200V201H130ZM142 200H144V201H142ZM184 200V201H183ZM197 200V199H196ZM207 200V201H206ZM260 200V201H259ZM121 201H123L122 203H120ZM127 201V203L125 204V202ZM141 201V202H140ZM146 201V202H145ZM192 201V202H191ZM205 201V202H204ZM213 201H215V202H213ZM218 201L215 203V204H217L218 203ZM225 201H227V200H225ZM224 201V202H225ZM248 201V202H247ZM150 202V203H149ZM182 202V203H181ZM187 202V203H186ZM251 202H253L254 204H252ZM262 204H261V203ZM114 203V204H113ZM116 203H120V204H116ZM131 205H130V204ZM141 203V204H140ZM152 203V204H151ZM173 203H177L176 205H173ZM180 203V205H178ZM210 203H212L216 208H218V211H216L215 212V210L213 209H209V208H206L207 206V204H210ZM124 204H125V206H129V212L130 211H132V212H130V214H128L129 216H127V222L126 221H122V219H124V220H126V218H124V216L123 217H120V216H122V215H119L121 212H123V210H121V209H123V208H125L124 207ZM128 204V205H127ZM147 204H148V206H147ZM181 204H183V205H181ZM245 204H247V206H245ZM249 204H251V205H249ZM255 204H258L257 206L255 205ZM117 206V207H115V206ZM119 205H121V206H119ZM122 205H123V207H122ZM134 205V207H132ZM139 205V206H138ZM150 205H152V206H150ZM168 205H171V204H168ZM191 205V206H190ZM255 205V206H254ZM263 206V208L262 209H260L262 206ZM118 206H119V208H118ZM135 206H138V208L136 207L135 208ZM173 206H175L174 208L175 209H173ZM204 206H206L205 208H203ZM224 206V205H223ZM260 206V207H259ZM121 207V208H120ZM147 207V208H146ZM150 207H152V208H150ZM171 207L169 206V207H167L166 206V208L165 207H163V210L164 209H166L167 210V208L169 209V210H171ZM225 207V206H224ZM258 207V208H257ZM115 208V211H113L112 209H114ZM193 208V209H192ZM195 208V209H194ZM242 208H243V210H242ZM136 209V210H135ZM148 209H150L149 211H148ZM118 210H119V212H118ZM143 210L144 211H148L149 212V216L148 217H151V218H149V220H148V217H146L147 215H146V213L145 212H143ZM153 210V211H152ZM156 210V209H155ZM169 210H167V211H169ZM201 210V211H200ZM260 210L261 211H263V213L261 212L260 214H259V212H260ZM105 211H106V213H105ZM121 211V212H120ZM142 212V213H139V212ZM152 212V214H151V212ZM166 211V212H167ZM188 211L191 213H188ZM196 211H199V212H196ZM75 212V213H74ZM101 212V211H100ZM118 213V214H116V216L117 215H119L118 217H117V219H119L118 221H119V223L121 224V226L120 225H118L119 223H117L116 224V227H117V229H116V227L114 228V229H112V226H110V224L108 225L107 223H109V222H106V221H108L107 220V218H105L106 216L105 215H107V214H109V213ZM165 212V213H166ZM193 212V213H192ZM74 213V214H73ZM186 213V214H185ZM216 213V214H215ZM257 213V214H256ZM122 214V213H121ZM133 216H132V215ZM137 214H139V215H137ZM142 214V215H141ZM189 214V216H187ZM207 214V215H206ZM141 215V216H140ZM156 215V214H155ZM191 215V216H190ZM142 216H144L145 218H143V219H141L142 218ZM183 216H185V217H183ZM102 217H104V218H102ZM120 217V218H119ZM126 217V216H125ZM131 217H132V219H131ZM141 217V218H140ZM89 218V217H88ZM122 218V219H121ZM181 218V219H182ZM209 218V217H208ZM99 219V220H98ZM138 219V220H137ZM143 220V221H141V220ZM151 219V220H150ZM159 220V222H156V220ZM134 220H136V221H134ZM145 220V221H144ZM152 220H154L151 224L152 225H148V222L149 221H152ZM157 220V221H158ZM83 221H85V222H83ZM103 221V222H102ZM132 223H131V222ZM140 221V222H139ZM164 221V222H163ZM187 221V220H186ZM93 222V223H92ZM96 222V223H95ZM97 222H99V223H97ZM100 222H102V223H100ZM122 222V223H121ZM125 222V223H124ZM130 222V223H129ZM136 223V224H135ZM150 223V222H149ZM64 225V223H61V226L62 227H64L63 225ZM84 224V225H83ZM87 224H89V225H87ZM96 224V225H95ZM125 224V225H124ZM134 224V225H133ZM140 224V225H139ZM154 224H156V225H159V226H153ZM161 224V225H160ZM164 224V225H163ZM104 225V226H103ZM108 225V226H107ZM146 225V226H145ZM57 226L58 227H60V225L59 224H57ZM86 226V227H85ZM88 226V227H87ZM136 226V227H135ZM139 226V227H138ZM144 226V227H143ZM153 226V227H152ZM166 226V228H163V227H165ZM171 226V225H170ZM62 227H61V229H62ZM118 227H119V231H117L116 232V230H118ZM123 229H122V228ZM125 227H126V229H125ZM146 227H147V229H146ZM156 228V229H154V230H160L161 232H157L156 233V231H154L153 230V228ZM157 227H158V229H157ZM92 230H91V229ZM144 228V229H143ZM152 228V229H151ZM95 229V230H94ZM105 229V230H104ZM137 229V230H136ZM140 229V230H139ZM145 229H146V231H145ZM151 229V230H150ZM164 229V230H163ZM89 230H91L90 232H89ZM100 230V231H99ZM110 230V231H109ZM111 230H113L112 232H111ZM129 230V231H128ZM86 231V230H85ZM102 231H103V233L105 234H103L102 235ZM150 231V232H149ZM98 232V233H97ZM113 232H116V234H114L115 235V240H113V238H114V235H113ZM129 232H130V234H129ZM153 232H154V234L155 235H153ZM87 233V232H86ZM107 233V234H106ZM126 233V234H125ZM141 233V234H140ZM159 233V234H158ZM119 234V235H118ZM99 235H101L100 237H102V236H105L104 238L107 240H105L104 238H100V237H98ZM117 235V236H116ZM128 235V236H127ZM130 235V236H129ZM142 237H141V236ZM144 235V236H143ZM158 235V236H157ZM264 235V234H263ZM88 236V237H89ZM95 236V237H94ZM108 236V237H107ZM133 236V237H132ZM136 236V237H135ZM261 236V235H260ZM119 237L121 238V239H119ZM130 237H132L133 239H134V237H135V239L133 240H131V238ZM99 238V239H98ZM127 238V239H126ZM130 238V239H129ZM139 240H138V239ZM140 238H141V240H143L144 242H139L140 241ZM148 238H155V239H153V240H149ZM100 239H102L103 241H104V243H103V241H99ZM116 239H119V240H116ZM145 239V240H144ZM159 239H161V241H159ZM170 239V238H169ZM169 239H167L166 241H168ZM128 240H130V241H128ZM136 240V241H135ZM66 241H67V238L65 239V244L63 243V245L61 246L62 248L60 249V248H58V247H55L54 249H56L55 251H56V253L58 252L59 253V255L61 256V257H58V255L57 254H55V251L54 250H51L50 251V253H48L47 255H46V259L44 260V262H47L48 261V263H51V264H67V262H68V264H86L89 260H88V258H87V260L88 261H86V260H84V262H82L81 260H83L84 258H82V257H80V254H82V253H80V250L82 251V249L80 248V250L77 248V250H74V247L73 246H75V249H76V247L78 246L77 244H76V242H75V244H74V242H73V246L72 245H68L69 243H67L66 244ZM145 241H147V242H145ZM178 242V246H177V242ZM180 241V240H179ZM178 240H176V239H174V240H172L171 242H167L168 244H171L170 245V251H172L173 252V255L174 256H172L171 258H172V260L174 261V259H175V254H178V253H180V251L182 250L181 249V247H180V242H179ZM237 241V240H236ZM68 242V241H67ZM110 242V243H109ZM115 242L117 243V244H115ZM123 244H122V243ZM127 244H126V243ZM128 242H129V244H128ZM159 242V243H158ZM176 242V243H175ZM234 242L235 241H232L231 243H233L234 244ZM240 242V241H239ZM238 242V243H239ZM130 243H131V246H130ZM134 243V244H133ZM138 243L140 244V245H138ZM143 243V244H142ZM173 243V244H172ZM235 243H237V242H235ZM237 243V244H238ZM112 244V245H113ZM137 245V247H136V245ZM240 244V243H239ZM238 244V245H239ZM67 245V246H66ZM113 245V246H114ZM134 245H135V249H139L138 251L137 250H135L134 249ZM158 245H160V248L161 247H163V248H159V247H157ZM234 245H236V244H234ZM59 246V245H58ZM126 246L128 247V246H130L129 248H126ZM146 246V247H145ZM60 247V246H59ZM65 247L69 250V249H72V250H74V251H78L79 250V252L78 253H80V254H77V253H74V251L72 252V253H70L67 249H65ZM69 247H71V248H69ZM107 247V246H106ZM106 247H104V250L106 249ZM114 247H116L117 248V246H114ZM132 247H133V249H132ZM176 247H178V248H176ZM97 248V247H96ZM97 248V249H98ZM102 248H103V246H102ZM120 248V247H119ZM141 248H143V249H141ZM176 248V249H175ZM63 249V250H62ZM118 249V248H117ZM120 249H122V248H120ZM131 249L132 250H134V251H132V252H134V253H136V256L134 257V253H128L127 251L129 250L130 252H131ZM160 249V250H159ZM169 249V248H168ZM172 249H175V250H177V251H175L174 252V250H172ZM58 250V251H57ZM59 250H60V252H59ZM62 250V251H61ZM64 250H66L65 252H63ZM104 250H102V251H104ZM141 250H144L142 253H140L141 252ZM180 250V251H179ZM101 251V250H100ZM107 251V250H106ZM137 251V252H136ZM140 251V252H139ZM179 251V252H178ZM63 252V254H61ZM83 252V254H85V255H81V256H87L86 254L87 253H84V251H82ZM127 252V253H126ZM68 253V254H67ZM99 252H97V254H98ZM101 253V252H100ZM108 253V251L107 252H105V254H103V255H106ZM53 256V254H54V256L52 257L51 255ZM64 254H67V256L69 255V258H67V256H65L68 260H65L66 258L65 257H63V255ZM70 254H74V255H76V256H79L81 259L80 260H78V259H76L77 257L76 256H73V255H70ZM96 253H95V255H91V254H89L88 253V256L87 257H89V259L90 258H92V259H100V258H102L101 256H102V254H100V255H97ZM125 254H130V255H133L132 256V258H130L131 256H123V255H125ZM90 255V256H89ZM57 258H56V257ZM130 259H129V258ZM145 257V256H144ZM174 257V258H173ZM50 258V259H49ZM51 258H52V260H51ZM74 258V259H73ZM59 259H62V260H59ZM78 261V262H76V260ZM86 259V258H85ZM91 259V260H92ZM134 261V263H133V261ZM58 260V261H57ZM66 262H65V261ZM70 260H75V262L74 261H70ZM131 260V261H130ZM61 261V262H60ZM64 262V263H63ZM69 262H71V263H69ZM128 262V263H127ZM132 262V263H131ZM89 263V262H88ZM87 263V264H88ZM90 264V263H89ZM222 264H224V263H222Z\"/></svg>",
    "mask_w": 264,
    "mask_h": 264
}]
</instances>
